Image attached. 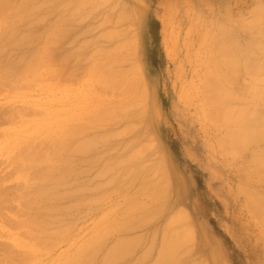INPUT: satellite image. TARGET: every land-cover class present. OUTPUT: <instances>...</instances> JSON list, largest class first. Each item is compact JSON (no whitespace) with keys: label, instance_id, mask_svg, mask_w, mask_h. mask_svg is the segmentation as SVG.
Returning a JSON list of instances; mask_svg holds the SVG:
<instances>
[{"label":"rangeland","instance_id":"1","mask_svg":"<svg viewBox=\"0 0 264 264\" xmlns=\"http://www.w3.org/2000/svg\"><path fill=\"white\" fill-rule=\"evenodd\" d=\"M3 1L0 0V2H3V3H6V1H9L7 4L9 6L4 5L5 6L3 9L4 13H5V10L7 11L6 6L8 7V9L10 8L8 11L11 10L14 13H16L18 11L19 13L16 14V16L14 17L15 19H13V18L9 19L10 18L9 16H5V15H9V13H6V14H4L3 12L0 13V19H2L1 21H3L2 23L0 22V24H1L0 25V43H1L0 44V65H1V67H5V69L0 67L2 69V70L0 69V72H1V75L4 76L6 74V72L9 71L6 74V75L9 74V75L5 76V78L9 77L10 75H12L11 77H13V81L12 80L10 81L11 77H9V79H7V80H9L10 82L7 81V83H6V79H5V83H4V82H1V81H3V80H1V79H3V77L0 76L1 77L0 78V80H1L0 85H2V86H0V114L4 115L3 116L4 118L7 116V119L5 118L6 121L3 118L4 122H2V120L0 122V192H1L0 198L4 197V199H0V201L5 200L8 202L7 203L5 201H2L4 204L2 202H0V211H1V213H0V216H1L0 217V258L5 259V256H7L5 260L7 262H9V260H10L12 262L11 264H53V262H54V264H59V262L61 264H64V263L71 264L70 262H72V263L74 262L73 256H75V262H76L78 259L80 260L83 258L82 254L87 253V252H93L94 254L92 253V255H94V256L92 258H90L91 260H89L87 263L88 264H102V262L104 263L103 257H105V255H104L105 252H108L110 250L112 252H114L113 250H115V252H116V250H117V253H115V252L113 253V255L115 254L116 257L114 258L115 260L113 259V262H111V264H156L155 261L157 260L158 256L160 258L162 257L161 259L163 260V262H167V264L168 263L169 264H172V263H174V264H264V235H263L260 227H259V229L257 228L258 227L257 222L254 220L255 218L251 215L250 210L247 209L246 201H245L244 197H242L243 194L241 196V193L239 192L238 187H237V185H241L243 183L246 185L250 184L248 186L250 188H252L253 192H255L256 194H258V192L260 194V192H261V194L263 193L262 196H264V192L262 191L263 187H264V184H263L264 178L261 180L257 179L258 180L257 181L256 178L258 176H256V172L254 175V171H256L255 170L256 166L252 165V163L246 164L248 159L250 158V156L253 158L256 154L258 155L261 152L262 153L264 152V150L261 151V149H263V147H264V142L260 141L262 144L259 142V145L256 142L253 143V145L249 144L246 147H244L243 149H240L237 153H234V154L229 153L230 156H227L226 154L224 155L223 153L221 154L220 153V152H222L221 149H219V147H216V146H217L218 135H220V136H221V134L223 135V132H224L223 128L224 127L221 125V123L219 121L218 122L220 124H218V122L216 123L217 120H214L215 123L212 122L213 119L210 116L211 110L210 111L208 110V109H210V105H207L208 102L206 103V101H207L206 97L209 96V94L206 93L207 94V95L205 94L206 97L203 96L204 95L203 93L206 90L205 89L202 90L203 87H201V86L205 85V82L202 83L203 82L202 76L204 73H206L205 71L207 70V64L206 63H207L208 59L210 58L209 48L211 47V41H206L203 43L202 37L204 35H208V34L210 35L214 31H217L218 28H217V30H215L216 28L214 27L216 25L215 23L219 22V20L221 21V19H222V21L223 20L224 21L219 22V24L224 25V27L226 26L225 28H228L229 30H231L228 32L229 33L231 32L232 34H234L233 37L235 36L234 38L237 41L235 39L234 40L237 43V45H240V46H242V48L244 50H247V47H249L253 43L251 41L252 38H251V36H249V34L241 31L239 25H241V23L246 24V25L252 24V22L256 21V15H258V14L264 15V0H109L108 1L109 3L107 1L105 2V4H104L105 6H101V8L97 7V9L99 8L100 11L97 10L95 6H94V9H93V7L91 8V6H93V5L90 4V8H91L90 10H87V9H89L88 8L89 6L86 5L87 7L84 6V7L79 9V10H83L81 12L78 9H76L77 11L76 10L73 11L74 8L72 9V11H69L73 7V6L71 7V5H75V6L77 5L75 3H77L78 0H74V1L73 0H34V2H33V0H29V1L28 0H23V1L22 0H20V1L3 0ZM64 1L66 2V6L68 3L69 7L65 6ZM67 1H69V2H67ZM28 2H29V4H28ZM21 3H23V5L26 4L27 6L26 5H24V6H26L27 8L31 6L30 8H32V9H30V8L27 9L24 6H20ZM61 3L64 4L65 7L61 6ZM70 3H71V5H70ZM1 6L2 7H0V10L2 11L1 8H3V5L1 4ZM37 9H38V12L40 14H38V12L36 11ZM67 9H69V10L67 11ZM27 10H29V11H27ZM11 11H10V15H13V14H11V13H13ZM43 11H45V12H43ZM101 11L103 12V14ZM20 12H23V13H20ZM69 12L70 13L72 12L71 15H73V16H71L69 14ZM73 12H75V14H73ZM77 12H79L78 13L79 15L77 14ZM82 12H84L85 15H82V14H84ZM26 13H29V14H26ZM30 13H32V14H30ZM80 13H81L82 17L80 16ZM87 13H88V15H86ZM122 13L124 14V17H123ZM20 14H21V16H20ZM120 14H122L121 15L122 18H120L121 17ZM3 15H4V17H2ZM39 15L44 16V17L41 16L40 20H42V21L39 20V17H40ZM36 16H38V18ZM83 16H85V17H83ZM102 16H103V19L106 17L107 19H109L111 21V22H109L110 25H108L109 23L106 24V23L102 22L103 19L102 20L100 19V17L102 18ZM116 16H118V17H116ZM127 16H129V17H127ZM115 17L119 20L120 19H122V20L119 22L118 20H116ZM237 17H238V19H237ZM3 18H4V20H3ZM42 18H44V19H42ZM216 18L218 20H216ZM16 19L18 21H16ZM99 19L101 20L100 24L98 23ZM113 19H114V21L116 20L119 22V23L116 22L115 26L112 24L114 22ZM6 20L8 23H6ZM209 21H210V23H209ZM237 21H238V23H237ZM121 22H123V23H121ZM205 23H206V25H205ZM97 24H98V26H97ZM211 24H212V27L210 26ZM100 25H102V26H100ZM112 25H113V27H111ZM262 25H264V23L260 22L259 26H262ZM54 27H55V29H54ZM58 27H61V29H62V33L59 32L60 34H58V32L56 31V29L58 30ZM107 27H109V28L107 29ZM213 27L215 29H213L214 31L212 32ZM218 27L221 28V26H218ZM111 28L114 30H112ZM47 29H50V30L48 31ZM109 29L119 33L120 38H117V39L114 38V39L108 40L106 37L110 33ZM119 29H121V30H119ZM198 29H199V31H198ZM100 30H102V31H100ZM53 31H56L57 34L55 35ZM58 31H60V30H58ZM50 32L52 34V38H51ZM100 32H103V33H100ZM104 32H107V33H104ZM129 32H130V34H129ZM47 34L50 38L46 37ZM99 34L101 36H99ZM53 35H55L57 39L54 38L55 36H53ZM129 36H130V38H128ZM15 37L16 38L21 37L20 41H18L19 39L18 40L15 39ZM22 37H24V38H22ZM101 37H103V39L104 40L106 39V40L103 41V39ZM22 39H24V40H22ZM49 39L50 40L53 39L54 41L53 40L50 41ZM118 39H120V40H118ZM130 39L131 40L134 39V40H132V42H130L131 41ZM37 41L38 42L41 41V42H39L37 44L36 43ZM47 41H49L50 43H48ZM109 41H111V42H109ZM118 41L122 42V44L121 43L119 44ZM27 42H28V44H26ZM250 42H252V43H250ZM43 43H44V45H42ZM30 44H32V45L29 46ZM48 44H50V45L52 44V45L49 46ZM97 44H98V46H97ZM37 45H39V46L36 47ZM45 45L49 46V47H46ZM99 45H100V47H99ZM43 46H45V47L43 48ZM112 46H113V49H112ZM116 46L117 47L119 46L118 49L116 48ZM121 46L122 47L124 46V48L120 52ZM132 46H134V47L132 48ZM35 47L37 48L36 50H35ZM96 48L97 49L101 48L100 52L99 51L95 52ZM127 48H129V49H127ZM198 48H200V51L202 49L203 52L202 51L198 52ZM109 49H110V51H108V53H107V50H109ZM133 49H134V51H133ZM37 50L39 51V53ZM41 50L44 52H45V50H47L49 53L47 51H46V53L50 54V57H49L48 54H45L44 52L42 53L44 56V59H46V62H45V60H43L45 62V63H43V65L50 62V64L45 65V67L49 68L51 70V72L47 71L49 69H46L45 67L43 68V65H42L41 69H46V70H41V71L37 70V72L34 71L35 74L33 73L34 75L30 76L29 74H32V72H31L32 70L29 73H27L26 71H29V70L25 71V67L27 65H25L24 62H26V64H27V62L31 61V59L33 58V55L35 56V54L41 55L40 54L42 52ZM103 50H104V54H103ZM115 50H119V51L115 52L118 55V56L117 55L116 56L118 58L120 57V59H118L116 57L118 60H122V59L124 60L125 56L127 59V57L129 56V53H130V57L127 60L125 59L127 61V64H126V61H125V63H124V61H122L123 64H122V62H120L121 64L119 63L118 66L116 65V69H118L119 66H121L123 69L120 67L121 69L116 70V69H114L115 66H113V69L110 68L114 72L118 71V74H120V75H116V73L115 74L109 73L111 71V70H109V66H107L108 68L106 66L105 67L100 66L103 62L108 61L110 59L111 60L113 59V56H115V54H114V52L112 53V51H115ZM126 50H127V52H126ZM250 50L253 51L254 49L250 48ZM122 51H123V53H122ZM124 51H125V53H124ZM131 51H132V53H131ZM50 52H52L53 54L51 55ZM101 52H102V55H100ZM195 52H197V53H195ZM198 53H201V54H198ZM74 54H77V56ZM89 54H91L90 56L93 55L92 58L90 57L92 61L91 60L88 61V59H87ZM105 54H106V57H105ZM20 55L22 58H20ZM78 55H79V58L77 59ZM96 55H97V58L95 57ZM17 56L21 60H19V58ZM24 56H26V57H24ZM45 56H47V57L45 58ZM61 56L62 57L64 56L63 59ZM59 57L62 61L61 60L59 61ZM24 58H25V60H24ZM51 58L53 59V61L56 62V64H54V63H53V65L51 64V62H53V61H51L52 60ZM74 58H76L77 60L75 59L76 60L75 61ZM93 58H94V60H93ZM262 58H264V57H262ZM17 59L19 61H21L20 62L21 65H20V63H17L18 61L17 62L15 61ZM28 59H30V60H28ZM47 59H49V60L51 59V60L49 61ZM97 59L100 61L102 60V61L100 62ZM56 60H58V61H56ZM103 60H105V61H103ZM11 61H13V62H11ZM96 61L99 63H97ZM57 62H59V63H57ZM8 63L9 64L12 63L13 65L12 64L9 65ZM96 64H98L100 66V68ZM14 65H16V66H14ZM49 66H51V67H49ZM62 66L64 67V71H62L63 73L60 72L58 75L57 73L60 71L61 68H63ZM71 67H72V69L70 70ZM76 67H78V68H76ZM133 67H137V69H134ZM21 68L24 70H22ZM102 68L105 71H103ZM106 68H107V70H106ZM128 68H130V69L128 70ZM220 68H222V67H220ZM20 69H21V73L23 75H21V73L18 72ZM67 69L69 70V72ZM74 69H76V70H74ZM125 69L127 71L126 74L127 75L129 74L132 78L129 77V75L127 76L125 74V72H126ZM222 69H221V71H224V69L223 70ZM15 70L19 73V74L17 73V75L18 76L21 75L22 77L21 76L20 77L15 76V80H14V75L16 74ZM55 70H56V72H55ZM79 70H80V72H79ZM83 70H84V72H83ZM123 70L125 71L124 72L125 84H127V85H125L126 90H125V88L124 89L122 88L121 90H117L113 86L107 87V90H106V88L104 87L105 86V84H104L105 80H106V83H111V82H113V79L115 78V80L113 82V85H114V83L116 81V77H118V76L123 77V76H121V75H124L122 73ZM131 70H132V72L134 70H137V71L140 70L142 76L137 71L134 72V73H136V75H135L134 73L130 72ZM2 71L5 74H3ZM12 71L15 72L14 75H13L14 72H12ZM39 71L42 72L41 76L43 74V76H42L43 78H39V74H40ZM106 71H108V72L106 73ZM47 72L49 74H47ZM67 72H68L70 77L68 76L67 78H65V75L67 76ZM72 72H73V75L75 74L74 76L72 75ZM36 73H39V74H36ZM50 73L52 76L50 75ZM80 73H82V74L80 75ZM94 73H95V75H94ZM108 73L111 74V76ZM62 74H65L64 77L62 76ZM70 74L72 75V77L74 79L71 77ZM77 74H79V75H77ZM87 74H89V75H87ZM91 74H93V75H91ZM138 74H139V76H137ZM201 74H202V76H201ZM241 74L242 73L236 74V76L240 77L238 79L235 75L230 76L229 80H228L230 82L228 84H231L229 86H232V87H229L227 85L230 89H234V91H236V92L239 91L238 93H241V92L243 93L245 88L248 87L249 83L251 82V79L249 77L245 78L244 76H242L243 74L242 75ZM28 75L30 76L31 80H28V78H29ZM84 75L85 76L87 75V76L84 77ZM113 75H115V76H113ZM134 75L137 76V78ZM101 76L105 77V80ZM108 76H109V78H106ZM112 76H113V78H111ZM126 76L128 77V79L126 78ZM23 77L26 78L27 80L23 79ZM32 77L36 78L37 80L36 79L32 80ZM53 77H56V78H53ZM99 77H101L100 78V83L102 82L101 84H98L99 83ZM138 77H140V79L143 77V80L138 79ZM218 77L221 78L220 75ZM45 78H47V79H45ZM68 78H69V80H68ZM87 78H89L90 80ZM119 78H117V79H119ZM219 78L218 79L216 78V79L221 80ZM58 79H59L60 83L58 82ZM91 79H92V81H91ZM20 80L21 81L23 80V81L20 82ZM54 80L57 81L59 83V85ZM66 80H67V82H66ZM85 80H88V81L85 82ZM122 80L124 81V79H122ZM126 80H128V81L130 80L131 82L129 81L130 82L129 83ZM17 81H19V83ZM32 81H33V85L35 84L34 86L32 85ZM64 81H65V83H64ZM95 81H96V83H93ZM200 81H202V82H200ZM25 82L28 84H23ZM74 82L76 84H74ZM88 82H90V83H88ZM3 83L6 85H4ZM8 83L11 85H9ZM70 83H73V84H70ZM116 83H117V81H116ZM14 84H16L15 85L16 87L21 85L18 87L19 90L14 86ZM79 84H80V86H79ZM94 84H96V85H94ZM102 84H104V85H102ZM202 84H204V85H202ZM65 85L68 86V89ZM77 85H78V87H77ZM100 85L102 87H100ZM25 86H26V88H25ZM28 86H29V88H31V90L28 89L30 91L27 90ZM36 86H38V88ZM42 86L45 89H43ZM55 86H57V87H55ZM58 86H59V88H58ZM34 87H36V88H34ZM74 87H75V89L76 88L77 89L75 90ZM83 87H85V88L83 89ZM88 87H92V88H88ZM205 87L207 88V84L205 85ZM235 87H237V88H235ZM262 87L264 88V86H262ZM70 88H72L73 90ZM93 88L95 89V91L92 90ZM129 88H130V90L133 88L131 90V92H130ZM190 88H191V90H187ZM195 88L198 91H196ZM199 88H201V90ZM90 89H91V91H90ZM103 89H104V91H103ZM16 90H18V91H16ZM38 90L39 91L41 90V91L39 92ZM42 90H44L43 91L44 93H41ZM67 90L69 93L67 92ZM69 90L70 91L72 90V91L70 92ZM122 90L124 92H121ZM136 90L139 92L140 96L138 95ZM22 91H24V92H22ZM78 91H79V93H78ZM82 91H83V93H82ZM92 91H93V93H92ZM112 91H114L116 95L112 94ZM75 92L77 93V95ZM87 92H90V93L88 94ZM106 92H107V95H106ZM108 92H111L112 95H110V93H109V95H110L109 96ZM71 93H72V95H73V93H75V97L77 96L75 98L76 100L72 99L73 96L71 95ZM131 93L133 96L131 95ZM135 93H137V94H135ZM192 93H193V95H192ZM197 93H199V94H197ZM34 94H36V95H34ZM69 94L71 95L72 100L66 99V97L70 98ZM81 94L83 95L82 98L85 97V95L87 94L85 97L86 100H89V101L91 100V101L90 102L85 101L86 102L84 104L85 106L81 104L82 106L81 105L80 106H81V108H83V110H80V111L82 112V111L88 110L90 112L86 113L87 112L86 111L85 114H84V112H83V114L82 113L77 114V115H79L78 116L79 118H78L75 114H76V112L79 111V109H81L80 106L79 107H78V105L76 106L75 105L76 103H75L74 105H75V107H77L75 110L74 106H71L68 104V100H69V103L71 100L72 105H73V102H76V101H77V103H80V102L83 103L85 98L84 99H82L81 97H80L81 99L78 98V96H80ZM121 95H122V97H121ZM135 95H138V96L136 97ZM141 95H142V98H141ZM185 95H187V96L190 95L192 98L190 96H188L187 99H189V100L186 101ZM88 96H89V98H87ZM99 96H100V98H99ZM126 97H128L130 99H128ZM131 97H132V101H134L133 98L134 99L137 98V100L141 99L139 102L144 101V100L146 102L139 103L137 101L141 105H139L138 107L135 108L134 105H136V104L138 105V103L131 102ZM182 97H184V98H182ZM210 97L211 96L208 97V100H211ZM13 98H14V100H13ZM62 98H63V101L61 100ZM98 98H99V100H98ZM204 98H205V100H204ZM51 99H55V100H51ZM77 99L81 100V101H78ZM92 99H95V100L99 101L100 103L95 101V100H92ZM121 99H124V101ZM142 99H144V100H142ZM48 100L50 103L48 102ZM65 100L67 103L65 102ZM126 100H130L131 105H132V103H135V104H133V106H131V107L127 104V106H129L128 110L129 109H131V110L128 111L126 109L127 110V112H126L123 109L125 113H123V110L120 112L119 108H117L115 106H117L118 103H120L118 105V107L121 105H124L123 102H126ZM202 100H203V102H202ZM23 101H25V102L22 103ZM38 101L39 102L41 101L40 102L41 104ZM107 101H109V102H107ZM135 101H136V99H135ZM57 102H58V104H57ZM95 102L97 105L96 108H95ZM127 102H129V101H127ZM236 102L237 101L232 102L233 104H231V105L232 106L238 105L237 107H240L241 104H239V102H237V104H236ZM34 103H36V104H34ZM87 103L89 105H86ZM93 103H94V105H93ZM113 103L117 104V105H114ZM247 103H246V105H247ZM64 104H66V105H64ZM67 104L69 107L64 108V106L67 107ZM100 104L103 106H100ZM106 104L110 105L109 108L112 107V109H113L115 107L116 109L115 110L110 109V111H107V109L109 110V108ZM28 105H29V107H32L31 109L34 111H32L30 109H26V108H28ZM47 105L49 106V108ZM111 105H113L114 107ZM203 105H204V109H203ZM246 105H243V106L246 107ZM44 106H45V109H44ZM57 106H59V107H57ZM70 106L73 107L74 110L71 109ZM87 106H90V108H92V107H94V108L89 110V108ZM104 106H105V108H103V109L107 108L105 111L102 109V107H104ZM15 107H17V109ZM84 107H86V108H84ZM132 107H134L133 110H132ZM141 107H142L143 111H142ZM205 107H208V108L205 109ZM12 108H15L13 111V114L16 113L15 110H17V112L18 111L22 112V110L25 108L24 112H27V111L29 112V113L27 112V115H26L27 117L24 116L27 120L24 122L25 119L24 120L22 119V117H23L22 114H25L23 112L22 113L20 112L21 114L18 112V113H16L17 115H13L11 112ZM56 108L58 109V111L56 110ZM69 108L71 110L70 113H72V111H76V112L75 113L73 112L74 114L73 113L70 114L69 112L67 113V111H69ZM97 108L99 109V111L96 110ZM50 110L52 112L53 111L54 112L52 113ZM111 110L113 112H111ZM137 110H139V112ZM2 111L5 113L3 114ZM37 111H39L40 114ZM43 111L46 113H44ZM100 111H103L102 114H100L101 116H99ZM106 111H107V114H106ZM108 112L110 114V117H108L109 116ZM114 112H115V114H114ZM142 112H143V114H142ZM6 113H7V115H6ZM9 113H10V115H9ZM136 113H137V115H135ZM36 114H38V115H36ZM47 114H48L49 118H52L54 115H56L57 118L59 115H62V116H64V118H66L65 120H67V118H69L70 120L68 119V121H65L66 123L64 125H67V126H65V128L67 127L66 130L71 128L69 130L71 133H69L68 135L65 134L66 130H63V128H64L63 127L62 133H64V136L59 137L60 135H62L61 128H60V126L62 127V125L57 120H60L61 122H62V120L56 119L54 116L55 123L57 121V123H59V124H57V125H59V127L58 126L57 127L60 128V129L57 128L56 131L59 130L61 134L57 135L58 139L53 138L56 136L55 133L58 134L59 131L57 133L53 128L51 129V127H54L56 125H52V124H54V122H53L54 120H52L53 118L50 119L51 121L49 120L50 122L47 119H45V118H48ZM51 114H53V116ZM93 114H95L94 117H93ZM96 114L99 117H97ZM103 114H105V116H102ZM138 114H139V117H135V116H138ZM42 115H44V116H42ZM65 115L66 116H69V115L72 116L73 115L74 119L70 116L66 117ZM14 116H16V118ZM17 116L22 121L19 118H17ZM50 116H52V117H50ZM75 116L77 118H75ZM113 116H115V117H113ZM125 116L126 117L128 116L127 119ZM131 116H133L134 119ZM8 117L12 121L10 119H8ZM61 117L59 116V118H61ZM101 117H103V118H101ZM104 117L105 118L107 117L105 120L107 121L109 119L108 120L109 122L108 121L105 122V120H103ZM111 117L115 118V120H117V121L115 122L114 119H111ZM117 117H118V119H116ZM41 118L45 119L46 125L48 124V122L51 123L52 126H49V127L51 130H53L55 132L53 134L52 131L50 130L51 137H48L47 138L48 140L45 138V140H47L48 144H49V146L47 145V148H49L50 145L52 146V143H54L53 147H50V149H46V147H43V146H46V144H47V141L45 144V140L43 138L45 136L43 135V137L40 138V136H42L43 133L40 134L39 130L45 131V129L47 128L45 125L46 128L41 129L42 124L44 126V123H45V122H43L40 124V122L43 121V119H41ZM119 119H121V120H119ZM128 119H130L129 122H128ZM99 120H103L104 122L99 121ZM137 120H138V122L140 120L141 121L138 123ZM32 121H34V122H32ZM37 121L40 124L39 125L40 129L36 128V127H38ZM70 122H73V124L76 125L75 126L76 128L81 126L80 129L83 131L77 130L76 128L74 130V126ZM91 122H93V123H91ZM97 122H99V123H97ZM101 122H102V124H101ZM111 122H113V123H111ZM126 122H127V124H126ZM132 122H133V124L135 122L136 125L135 124L133 125ZM31 123H33V124H31ZM63 123H64V120H63L62 124ZM110 123L111 124H114V123L119 124L120 123V124L119 125L117 124V125H115V127H113L114 125H111ZM129 123H131L133 126H135L136 130H134L135 128H133V126ZM140 123H142V124H140ZM137 124H140L141 127H139V125H137ZM48 125H50V124H48ZM106 125H108V126H106ZM26 126H29V127L32 126L33 128H35L34 130L38 129L39 134L36 133V134H38L37 137L35 136V132L32 133V138H30L31 136L30 137L27 136L26 134L30 133L31 130H29V129L31 127L29 128ZM68 126H69V128H68ZM124 126H127V127H124ZM129 127L133 128V130L131 131L130 134L127 132V130L128 131L131 130ZM25 128H26V131L24 130ZM48 128L46 129V131L49 130ZM122 128H125L124 135L120 132V131H122V132L124 131V130H121ZM118 129L120 130V131H118L119 135L122 134L120 136H118V133L115 132ZM71 130L74 132H72ZM217 130H219V131H217ZM77 131H79V132L81 131V133H79ZM45 132H44V134H45ZM48 133L46 132L47 136L49 135ZM75 133H76V135H75ZM110 133L112 135L116 133V136L113 135V137H112V135ZM24 134L27 137H25L23 140L21 137L24 136ZM106 134H108V135H106ZM52 135H54V136L52 137ZM34 136H35V138H37L36 140H32ZM71 136L78 137L76 140L77 142L75 141L76 137L71 138ZM79 136L82 137L83 139H81ZM109 136H111V138ZM117 136H118V138H115ZM216 136H217V138H216ZM9 137L13 138L11 140L12 142L9 140L10 139ZM15 137H18V138H15ZM107 137H109V139H111V141ZM7 138H8V141H10L9 144L7 143L8 141H6ZM26 138L27 139L29 138L28 141ZM90 138L93 139L94 142ZM132 138H134V139H132ZM41 139L44 140V142L41 141ZM53 139H54V141H53ZM61 139H62V141H61ZM70 139L73 141H71ZM99 139H102V140L105 139V140H107L108 143H106L105 140H103V142L99 141ZM137 139L139 140L138 142H137ZM16 140H18V142H16ZM29 140H31V142ZM64 140L68 141V142L66 143V142H64ZM19 141L21 143L22 142L24 143V141L25 142L27 141L26 146L28 144L30 146L28 145L29 147H26L23 143L21 145V143L19 144ZM32 141H33V144L31 145ZM37 141L38 142L40 141L38 145H37V143H38ZM206 141H208V142H206ZM59 142L61 143V145L58 144ZM96 142H98V143H96ZM101 142L104 144H102ZM5 143H7V144L2 146V144H5ZM87 143L92 144V146H90L88 144V151L86 150ZM132 143H133V145H132ZM141 143H146V144L151 143V144L149 145V147H146V145L143 144V146H145V147H143ZM215 143H216V145H215ZM62 144L64 146H62ZM77 144H79V145H77ZM94 144H95V146L96 145L97 146L93 147ZM136 144L137 145L141 144L140 147L142 149H138V150L135 149V151H134L133 147L138 148L136 146ZM66 145L69 147L66 148ZM127 145L129 147V149H128ZM211 145L213 148H211ZM23 146L25 148H27V151H24L26 149ZM38 146H39V148H38ZM55 146H58V147L56 148ZM59 146H60V148H59ZM70 146H71V148H70ZM74 146L79 147V148L74 149ZM81 146H83L84 149H80V148H82ZM257 146L260 148L259 149L260 152H259ZM72 147H73V150L78 149L80 152H78V150H76V152H74L72 150ZM91 147H93V148H91ZM2 148H4V149H2ZM20 148H21L20 152H25V153L29 154V151H30L31 155L29 154V156H31L32 158H33V155L37 156L39 153L40 156L38 155L39 156L38 158H40V159H38L35 156L38 160H35L34 159L35 157H34L33 160L29 159L28 161L21 162L23 159V156L25 157V155H27V154L21 155L20 152H18L20 150ZM29 148H30V150H29ZM34 148H37L38 151L46 149L47 150V152L45 151L46 153H48L50 155H54V156L50 157V159H49L50 155H46V153H44L42 151L43 155L45 154L46 156H48L47 157L48 159H46V160H49L50 163L46 160H43L44 162L46 161V163L41 161V156L43 158H46V157L43 156L41 152L35 153V151L33 150ZM68 148L71 149V152H68V151H70ZM143 148L144 149L148 148V150L145 149L146 150L145 151ZM252 148H254L255 150L257 149L256 152L253 149V151H254L253 154H251ZM37 149H36V151H37ZM249 149L251 151H249ZM31 150H33L34 153H33V151L31 152ZM48 150L50 152H48ZM60 150H62V151H60ZM9 151H12V153L15 151V154H16V152H18V154L21 155V156L18 155L20 157V161H16V159L19 157L16 155V157H17L16 158L14 153H13L14 158H16V159H14L12 153H9ZM128 151L129 152L131 151L130 153L133 155L136 154V155H142V156H140L138 159L137 157L130 156L131 154ZM6 152H8V154ZM54 152L56 153V156H55ZM72 152H74V153L72 154ZM84 152H86V154ZM87 152H89V153H87ZM32 153H33V155H32ZM83 153H84V155H83ZM239 154H241V155H239ZM151 155H153V157H155V158H152ZM29 156H27V157L31 158ZM129 156L131 157V159L132 158L135 159V163H134V161H133L134 159H133L132 161H129L128 163L126 162L124 165H123V163L121 165H117V164H119L118 163L119 158L123 157L122 161H124L125 158L130 159ZM10 158L11 159L13 158L15 163ZM58 159H60V160H58ZM34 160L38 162L37 165H35L36 163ZM30 161L31 162L34 161V163L29 164ZM51 161H53V163ZM147 161L148 162L150 161V162L148 163ZM17 162H19V164ZM130 162L133 164H131ZM140 163H143V164L147 163V164L143 165ZM153 163H155V164H153ZM127 164L128 165L131 164V165L128 166ZM18 165H20L22 168L19 167ZM137 165H139V166H137ZM155 165H157V166L155 167ZM28 167H31V168H28ZM45 167L48 169L46 170ZM111 167H113V168H111ZM134 167L136 169L138 167H140V168H138L137 170L135 169L136 170L135 171ZM162 167H164L163 168L164 172L160 171V170H162ZM20 168H21V170H20ZM110 168L113 172L110 170ZM159 168H160V170H159ZM18 169H19V171H18ZM31 169H32V171L33 170L34 171L32 172ZM51 170H53V171H51ZM64 170H66V172L70 171V172H68V175L65 173ZM98 170H100L101 173L105 171L104 172L105 174L99 173L100 171H98ZM249 170H251V171H249ZM15 171H16V173H15ZM30 171H31V173H30ZM46 171H47V173H46ZM132 171L133 172L135 171V173H133ZM137 171H139L140 173ZM96 172H98V176H97ZM129 172H131L133 174H130ZM165 172H167V174H165ZM247 172L250 174H248ZM39 173L41 175L43 174L44 176H41ZM61 173H63L64 176ZM143 173H144V175H143ZM157 173L160 175L159 179H158L159 176ZM162 173H164L163 174L164 176L162 175ZM262 173L263 172L261 171L260 175H262ZM28 174H29V176H28ZM37 174H39V175H37ZM135 174H137V175L135 176ZM236 174L238 175V177H236ZM26 175L29 178V180L26 177ZM46 175L48 178L45 177ZM145 175L147 176L148 179L146 178ZM154 175H155V177H154ZM51 176L52 177L54 176V177L50 178ZM61 176L64 180H62ZM151 176H152V179L155 180L156 184H158L159 182H160V184H162V182H164V180H166L167 182H169V184L167 182H165V183H167V187H168V185H170V187H168V189H167V191L169 190V192L167 194V192L166 193L164 192V191H166L167 187L163 183L162 184L163 187L165 186V188H164L165 190L164 191L162 190L164 192V195H162V196L159 195L160 197L158 196V200L156 199L154 201L151 199L148 201L150 196H148V199H147V195H146V193L147 194L149 193L147 191V188L150 187L152 189H154V188L156 189L159 186V184H158V186H154L153 180L150 179L152 182L149 180V178H151ZM20 177H22V179ZM94 177L95 178L98 177L99 179L98 178L95 179ZM101 177H103V178H101ZM144 177H145V179H144ZM153 177L158 179L157 181H159V180H163V181H159L157 183L156 179H154ZM23 178L26 179L25 180L26 182H24ZM43 178H45V179H43ZM57 178L60 180V182ZM243 178H244V180H243ZM38 179H39V181H38ZM239 180H241V181H239ZM61 181H63V182H61ZM25 183H27V184H25ZM28 183H30V184H28ZM39 183H41V184H39ZM261 184H263V185H261ZM30 185L31 186L33 185V186L31 187ZM94 185L95 186L97 185L96 186L97 188ZM147 185L149 187H147ZM35 186H37V188ZM25 187H27V188L25 189ZM98 187H100V188H98ZM32 189L35 192H31ZM46 189H47V191L44 192V190H46ZM92 189L95 192L90 191ZM155 189H154L155 192L158 191ZM27 191L31 192L33 194L31 195L30 193L29 194L25 193ZM39 191L42 192V194ZM154 191H152L151 193L153 194ZM3 192H5V193L2 194ZM21 193H23V194H21ZM35 193L36 194L38 193V195H36ZM94 193L96 194L97 197H95ZM151 193H149V194L151 195ZM239 193H240V195H239ZM39 194H41V196ZM47 194H48V196H47ZM100 194H102V195L100 196ZM159 194H161V193H159ZM24 195H26V197H24ZM88 196H89V198L92 197L91 198L92 200L88 199ZM144 196H146V199ZM94 197L96 198V200L99 199V201H95ZM5 198L6 199L10 198L9 199L10 201L8 199L6 200ZM159 198H161L160 201H162V202L159 201ZM48 199H51L52 201L48 200ZM47 201L49 203H47ZM79 201L84 202V203L80 204ZM91 201L94 203H92ZM241 201H242V203H241ZM105 202H107V203H105ZM25 203L29 205V207L26 206V209L29 210L30 212L26 211V209L24 208L26 205ZM32 203H34V204H32ZM23 204H25V205H23ZM52 204L55 206H53ZM240 204H241V206H240ZM72 205H74V206H72ZM105 205H107V206H105ZM5 206H6V208H4ZM36 206L37 207L39 206L37 209H39L40 211L38 210V212H35V211H37ZM52 206H53L54 210H52ZM132 206L139 207V211H129L128 209H131ZM45 207L47 209L48 208H50V209H48V210L44 209ZM166 207H167V209H166ZM244 207H245V209H244ZM34 208H35V210H34ZM126 208H127V210H126ZM145 208H147L148 210L153 209L154 211H156V209H157L158 212L157 211H156L157 213L154 212L153 216L154 215H156V216H154V217L151 216L152 218L150 217V215L144 216V214H146V213H144L142 209H145ZM159 208H161L162 211L159 210ZM32 209H33V211H32ZM93 210L95 212H93ZM181 210H183V217H181V218L185 219V220H182L181 218H179L180 219V222H179V220L177 219L178 224L172 220V224L174 222L176 225L173 224L174 226H169V225H172V224H170V219L174 218L173 214L175 213L174 215H176V217L174 220L177 221L176 220L177 212L180 216V213L182 214ZM42 211H43V213H42ZM20 212L21 213L23 212L22 213L23 215ZM33 212H35L36 214ZM106 212H108V213H106ZM18 213L20 215H18ZM24 213H27V214H24ZM34 214L35 215L40 214V215H37V218H36V216ZM49 214H50V216L52 215V218L49 216ZM46 215L49 217L47 218ZM108 215L112 216V218H111V216L108 217V220L109 221L111 220L110 222L107 220V217H106ZM28 216L30 219L31 218H33V219L29 220V218H27ZM98 217H99V219H98ZM104 217H106V219ZM26 219L28 220V222H31V224L33 222L32 226H30L31 225L30 223L25 221ZM35 219H36V221H35ZM22 220H24V221L21 222ZM32 220H34V221H32ZM40 220H41V222H40ZM83 220H85V221H83ZM106 220L108 222H105ZM47 221L50 222V224ZM89 221H90V223H89ZM98 221H102V222H98ZM112 221H114V222H112ZM34 222H35V224H34ZM45 222H47V224ZM97 222L100 224H98ZM119 222L122 224H120ZM13 223H15V224H13ZM37 223H39V224L37 225ZM96 223L98 224L97 227L99 225L104 226L103 228L101 227L103 230L102 229L100 230L99 227L97 228L98 231L100 230L102 232L101 233L99 231L100 234L97 232V230H95V231L93 230L96 227V225H95ZM64 224L65 225L68 224L67 228ZM50 225H51V227H48ZM70 225H72L70 227L71 230L67 231L66 229H68L69 228L68 226H70ZM33 226H34V228H35V226L37 228L34 229V228H32ZM112 226H113V229L110 228ZM167 226H169V227H167ZM27 227H28V229H27ZM59 227H62V228H59ZM189 227H190V229H189ZM254 227H256V228H254ZM38 228H41V229H38ZM51 228H53L54 231H52ZM185 229L189 230V233L192 232V235L194 234L193 239L190 240V242L193 241L192 243L188 244L185 242L186 244L183 245L184 247H182L180 245V247L177 248L176 255L175 254H174V256L168 255V257H170L169 259H167L168 258L167 256L164 257L163 255H161L162 253L159 254L161 252V245H162L161 243H162L163 239L169 233H171L169 231L174 230L175 231L174 233H176V231L178 233V231L180 230L181 232H179V233H183V230H184V233H186ZM257 229H258V231H257ZM37 230H41V233ZM105 230H107V231H105ZM190 230H192V231L190 232ZM25 232H27L28 235L31 233V235H29L30 236L29 238H28L27 233H25ZM65 232H66V234H64ZM79 232H80V234H79ZM85 232H87V233H85ZM54 233H55V235H54ZM61 234L63 237L61 236ZM95 234H98V236ZM26 235H27V237H26ZM46 235H48V236H46ZM90 235L93 237L92 239H91ZM94 235H95V237H94ZM34 237L36 239H34ZM38 238H40L41 240ZM42 238H43V240H42ZM47 239H50V240H48L50 243H46ZM53 239H55V240H53ZM34 240L36 241L35 243H33ZM44 240H46V241H44ZM57 240H59V241L57 242ZM94 240H96V241H94ZM117 240L118 241L121 240L122 242L120 241V243H119V242H117ZM127 242H128V244H126ZM122 243H124V244H122ZM130 244L132 247L130 246ZM35 245L37 247H34ZM48 245H50V247H48ZM86 245H87V247H85ZM82 246H84V247H82ZM111 246H113V247H111ZM81 247H82L81 252H83V251L84 252L81 253L80 258H78V257H76L74 252L78 253L80 250H77V249H79ZM123 247H125V248H123ZM86 248H88V249L86 250ZM127 248H129V249H127ZM24 249H26V250H24ZM64 250L66 251V255L69 254L68 256L65 255ZM22 251H23V253H21ZM62 251H63V253H62ZM118 251H119V253H118ZM25 252H26V254L31 255V256L26 255ZM12 253H14V254H12ZM37 253L40 254L42 257L40 255H38ZM121 253H123V255ZM59 254H63V255H60V257L58 258ZM71 254H73V255H71ZM117 254L119 255V257H117ZM8 255L11 256L10 259L8 258V257H10ZM22 255L24 256V258H22L23 257ZM33 255L35 257L38 256L39 258L38 257L35 258ZM85 255L86 254H84V256ZM61 256L62 257L65 256V258H66L65 262H64L65 258L63 259ZM31 257L34 259H30ZM55 257L57 259H55ZM163 257L166 259H164ZM27 258H29V259H27ZM1 259H0V264H4V263L6 264V262L2 263V261H4V260H1ZM58 259H60V261ZM37 260H38V262H37ZM164 260H168V261L170 260V262L164 261ZM78 261L76 262L77 264L79 263ZM161 262L162 261L160 260L158 262V264H160ZM7 264H10V262Z\"/></svg>","mask_w":264,"mask_h":264},{"label":"bare ground","instance_id":"2","mask_svg":"<svg viewBox=\"0 0 264 264\" xmlns=\"http://www.w3.org/2000/svg\"><path fill=\"white\" fill-rule=\"evenodd\" d=\"M3 1V0H2ZM17 1H20V0H17ZM23 1V0H22ZM29 1V0H28ZM74 1V0H73ZM108 2L109 0H78L77 1V3H75V4H77L76 6L75 5H71V3H70V5H71V10H69V9H67V11L69 10V11H72V9H73V11L74 10H76V9H80V8H82V7H84V6H86V5H88L89 7V9H87V10H90L92 7H93V9H94V6L96 7V9H97V7H100L101 8V6H105L104 4H105V2ZM4 2V1H3ZM3 2H0L2 5H3V8H1L2 9V11L0 10V13L1 12H3L4 13V5H7L8 4V2L9 1H6V3H3ZM16 2V1H15ZM33 2H34V0H33ZM65 2V1H64ZM67 2H69V1H67ZM71 2V1H70ZM26 3V2H25ZM109 3V2H108ZM1 4H0V7H2L1 6ZM11 4V3H10ZM22 4V5H21ZM20 4V6H24V5H26V4H24L23 5V3H21ZM28 4H29V2H28ZM32 4V3H31ZM65 4V6H66V2L64 3ZM64 4H62L61 3V6H64ZM74 4V3H73ZM90 4L91 5H93V6H91V8H90ZM7 6H9V5H7ZM6 6V8H7V11L10 9H8V7ZM27 6V5H26ZM26 6H24V7H26ZM29 6V5H28ZM64 6V7H65ZM75 6V7H74ZM31 7V6H30ZM30 7H28V8H30ZM36 7V6H35ZM66 7H69V5H68V3H67V6ZM87 7V6H86ZM27 8V7H26ZM27 8V9H28ZM106 8V7H105ZM30 9H32V8H30ZM39 9V8H38ZM38 9L36 10L37 12H38ZM84 9V8H83ZM95 9V10H96ZM22 10V9H21ZM25 10V9H24ZM97 10H99V8L97 9ZM104 10V9H103ZM6 10H5V13L4 14H6V13H9V15H5V16H9L8 18L9 19H11V18H13V19H15L14 17L16 16V14L17 13H19L18 11L16 12V13H14L13 11H11V12H13V13H11V14H13V15H10V11H8L7 12ZM27 11H29V10H27ZM66 11V10H65ZM77 11V10H76ZM80 12L81 11H83V10H79ZM100 11V10H99ZM34 12V11H33ZM41 12V11H40ZM43 12H45V11H43ZM94 12V11H93ZM102 12V11H101ZM20 13H23V12H20ZM72 13V12H71ZM71 13L69 12V14L71 15ZM79 12H77V14H78ZM82 13H84V12H82ZM124 13V12H123ZM122 13V14H123ZM15 14V15H14ZM26 14H29V13H26ZM30 14H32V13H30ZM36 14V13H35ZM38 14H40L39 12H38ZM47 14V13H46ZM49 14V13H48ZM52 14V13H51ZM73 14H75V12H73ZM102 14H103V12H102ZM122 14H120V16L122 15ZM131 14V13H130ZM2 15V14H1ZM37 15V14H36ZM68 15V14H67ZM79 15V14H78ZM82 15H85V13L84 14H82ZM82 15H81V13H80V16L82 17ZM86 15H88V13L86 14ZM90 15V14H89ZM129 15V14H128ZM132 15V14H131ZM130 15V16H131ZM13 16V17H12ZM20 16H21V14H20ZM40 16V15H39ZM41 16H43V15H41ZM41 16L39 17V20L41 19ZM46 16V15H45ZM49 16V15H48ZM71 16H73V15H71ZM70 16V17H71ZM76 16V15H75ZM79 16V17H80ZM93 16V15H92ZM98 16V15H97ZM105 16V15H104ZM119 16V17H120ZM2 17H4V15L2 16ZM19 17V16H18ZM37 18H38V16H36ZM44 17V16H43ZM83 17H85V16H83ZM89 17V16H88ZM96 17V16H95ZM99 17V16H98ZM97 17V18H98ZM116 17H118V16H116ZM115 17V18H116ZM123 17H124V14H123ZM126 17V16H125ZM127 17H129V16H127ZM17 18V17H16ZM87 18V17H86ZM120 18H122V16L120 17ZM224 18V17H223ZM240 18V17H239ZM255 18V17H254ZM18 19V18H17ZM16 19V21H18ZM42 19H44V18H42ZM100 19L102 20L103 19V16H102V18L100 17ZM99 19V24H100V22H101V20ZM124 19V18H123ZM221 19V18H220ZM237 19H238V17H237ZM241 19V18H240ZM2 19H0V22L2 23L3 21H1ZM3 20H4V18H3ZM112 20V19H111ZM116 20H118L119 22L122 20V19H117L116 18ZM114 21V19H113V25L115 26L116 25V22H118V21ZM210 20V19H209ZM216 20H218L217 18H216ZM11 21V20H10ZM40 21H42V20H40ZM125 21V20H124ZM123 21V22H124ZM214 21V20H213ZM224 21V20H223ZM222 21V19H221V21L219 20V22H223ZM255 21V20H254ZM102 22H104V23H109V22H111L109 19H107L106 17L103 19V21ZM118 22V23H119ZM123 22H121V23H123ZM219 22H217L218 24H219ZM260 22H263L264 23V15H262V14H258V15H256V21L255 22H252V24H243V23H241V25H239V27H240V30L241 31H243L244 33H247V34H249V36H251V41L253 42H250V43H252L249 47H247V50H244L243 48H242V46H240V45H237V43L235 42V36L233 37V35L234 34H232L231 32L229 33L228 31H231V30H229L228 28H225L224 27V25H221V24H217V23H215L216 25L212 28V32L214 31L213 29H215V30H217V28H218V30L217 31H214L213 33H211L210 35L208 34V35H204L202 38H203V43L204 42H206V41H211V47L209 48V55H210V58L208 59V61H207V70L205 71L206 73H204L203 74V76H202V74H201V76H202V81H200V82H202V83H204L205 82V85L207 84V88L205 87V85L204 84H202V85H204V86H201V87H203L202 88V90L203 89H205L206 91L203 93L204 95L203 96H205L206 97V95L207 94H209V96H211L210 98H211V100H208V97L209 96H207L206 97V103L208 102V104L207 105H210V109H208L209 111L211 110V118L213 119L212 120V122H214V120H217L216 121V123L219 121L220 123H221V125L224 127L223 129H224V132H223V135L221 134V136L220 135H218V138H217V136H216V138H217V146L216 147H219V149H221V151L222 152H220L221 154L223 153L224 155L226 154L227 156H230V154L231 153H237L240 149H243L244 147H246L247 145H249V144H252L253 145V143H258V145H259V142L261 141V142H264V88L262 87V86H264V58H262V57H264V25H262V26H259V23ZM6 23H8L7 22V20H6ZM199 23V22H198ZM207 23V22H206ZM206 23H205V25H206ZM209 23H210V21H209ZM237 23H238V21H237ZM236 23V24H237ZM102 24V23H101ZM105 24V25H106ZM208 24V23H207ZM213 24V23H212ZM212 24L210 25L211 27H212ZM1 25V24H0ZM108 25H110V23L108 24ZM113 25L111 26V27H113ZM118 25V24H117ZM3 26V25H2ZM97 26H98V24H97ZM100 26H102V25H100ZM107 26V25H106ZM218 26H221V28L220 27H218ZM120 27V26H119ZM208 27V26H207ZM206 27V28H207ZM224 29H223V28ZM2 28V27H1ZM109 27H107V29H108ZM200 28V27H199ZM210 28V27H209ZM51 29V28H50ZM50 29H47L48 31L50 30ZM54 29H55V27H54ZM106 29V28H105ZM112 29V28H111ZM118 29V28H117ZM211 29V28H210ZM227 29V30H226ZM46 30V31H47ZM53 30V29H52ZM58 30H60V31H58ZM58 30L56 29V31L58 32V34H60V33H62V29H61V27H58ZM112 30H114V29H112ZM112 30H110L109 29V31H110V33L107 35V39L108 40H111V39H114V38H120V34L119 33H117V32H115V31H112ZM119 30H121V29H119ZM191 30V29H190ZM207 30V29H206ZM56 31H53L54 32V34L56 35L57 34V32ZM100 31H102V30H100ZM106 31V30H105ZM198 31H199V29H198ZM52 32V31H51ZM51 32H50V35H51V38H52V34H51ZM60 32V33H59ZM48 33V32H47ZM100 33H103V32H100ZM104 33H107V32H104ZM208 33V32H207ZM44 34V33H43ZM125 34V33H124ZM129 34H130V32H129ZM232 34V35H231ZM55 35H53V36H55ZM126 35V34H125ZM58 36V35H57ZM99 36H101L100 34H99ZM119 36V37H118ZM123 36V35H122ZM128 36V35H127ZM47 38L49 37L48 36V34H47V36H46ZM22 38H24V37H22ZM50 38V37H49ZM54 38H56V36L54 37ZM53 38V39H54ZM102 39H103V37H101ZM105 38V37H104ZM128 38H130V36L128 37ZM133 38V37H132ZM199 38V37H198ZM15 39H19L18 41H20V39H21V37L20 38H16L15 37ZM52 39V40H53ZM57 39V38H56ZM115 39V40H116ZM235 39V40H234ZM22 40H24V39H22ZM27 40V39H26ZM25 40V41H26ZM50 40V39H49ZM52 40H50V41H52ZM106 40V39H105ZM104 39H103V41H105ZM118 40H120V39H118ZM127 40V39H126ZM131 40V39H130ZM132 40H134V39H132ZM132 40L130 41V42H132ZM54 41V40H53ZM237 41V40H236ZM30 42V41H29ZM35 42V41H34ZM39 42H41V41H39ZM38 41L36 42L37 44L39 43ZM44 42V41H43ZM46 42V41H45ZM48 43H50L49 41H47ZM109 42H111V41H109ZM135 42V41H134ZM192 42V41H191ZM32 43V42H31ZM118 43L120 44H122V42H119L118 41ZM1 44V43H0ZM26 44H28V42L26 43ZM34 44V43H33ZM210 44V43H209ZM32 44H30L29 46H31ZM35 45V44H34ZM42 45H44V43L42 44ZM49 46H51L50 44H48ZM95 45V44H94ZM115 45V44H114ZM118 45V44H117ZM192 45V44H191ZM39 45H37L36 47H38ZM46 46V45H45ZM45 46H43V48L45 47ZM49 46H46V47H49ZM97 46H98V44H97ZM96 46V47H97ZM120 46V45H119ZM118 46V47H119ZM35 47V50L37 49ZM99 47H100V45H99ZM98 47V48H99ZM118 47L116 46V48L118 49ZM134 46H132V48H133ZM202 47V46H201ZM204 47V46H203ZM209 47V46H208ZM207 47V48H208ZM115 48V49H116ZM123 48H124V46L122 47L121 46V49H120V52H121V50H123ZM191 48V47H190ZM250 48H253L254 50L253 51H251L250 50ZM33 49V48H32ZM41 49V48H40ZM39 49V50H40ZM46 49V48H45ZM52 49V48H51ZM101 49V48H100ZM100 49H95V52L96 51H99L100 52ZM103 49V48H102ZM111 49V48H110ZM110 49L109 50H107V53H108V51H110ZM112 49H113V46H112ZM127 49H129V48H127ZM131 49V48H130ZM169 49V48H168ZM34 50V49H33ZM43 50V49H42ZM41 50V51H42ZM48 50V49H47ZM47 50H45V52L44 51H42L40 54L42 55H36L35 53V56L33 55V58L31 59V61H29V62H27V64H26V62H24L25 63V65H27L26 67H25V71L26 70H29V71H26L27 73H29L31 70V72H32V74H29L30 76L31 75H34L35 73H34V71H36L37 72V70H46V69H49V68H47V67H45V65H47V64H50V62L49 63H46V64H44L43 65V63H45L46 62V59H44V56H43V52L45 53V54H48L49 52L47 51ZM50 50V49H49ZM171 50V49H170ZM38 51V50H37ZM46 51L48 52V53H46ZM106 51V50H105ZM117 51H119V50H115V51H112V53L114 52V54H115V56H113V59L111 60H108V61H105V60H103V61H105V62H103L100 66L102 67V66H109V70H111V69H113V66H115L114 67V69H116V65L118 66L119 65V63L120 62H122V61H124V63H125V61L130 57V53H129V56L127 57V59H126V56H125V59L123 60H118V59H120V57L118 58L117 56V53H115V52H117ZM130 51V50H129ZM133 51H134V49H133ZM168 51V50H167ZM188 51V50H187ZM200 51V48H198V52ZM201 51L203 52V50L201 49ZM200 51V52H201ZM126 52H127V50H126ZM28 53V52H27ZM26 53V54H27ZM30 53V52H29ZM32 53V52H31ZM38 53H39V51H38ZM51 53V55L53 54L52 52H50ZM110 53V52H109ZM122 53H123V51H122ZM124 53H125V51H124ZM127 53V54H128ZM131 53H132V51H131ZM195 53H197V52H195ZM44 54V55H45ZM78 54V53H77ZM77 54H74V55H76L77 56ZM80 54V53H79ZM83 54V53H82ZM100 54V53H99ZM103 54H104V50H103ZM126 54V55H127ZM190 54V53H189ZM198 54H201V53H198ZM29 55V54H28ZM73 55V56H74ZM84 55V54H83ZM86 55V54H85ZM91 54H89V56H88V61L89 60H91V58L93 57V55L92 56H90ZM100 55H102V52H101V54ZM117 55V56H116ZM23 56V55H22ZM48 56L50 57V54H48ZM82 56V55H81ZM99 56V55H98ZM109 56V55H108ZM120 56V55H119ZM18 57V56H17ZM16 57V58H17ZM24 57H26V56H24ZM30 57V56H29ZM28 57V58H29ZM47 56H45V58H46ZM62 57V56H61ZM64 57V56H63ZM63 57H62V59H63ZM83 57V56H82ZM91 57V58H90ZM96 58H97V55L95 56ZM94 57V58H95ZM100 57V56H99ZM103 57V56H102ZM105 57H106V54H105ZM118 59H117V58ZM19 58V57H18ZM20 58H22L21 57V55H20ZM19 58V60H21ZM79 58V55H78V57H77V59ZM90 58V59H89ZM94 58H93V60H94ZM110 58V57H109ZM122 58V57H121ZM124 58V57H123ZM216 58V59H215ZM52 59V58H51ZM50 59V60H51ZM57 59V58H56ZM65 59V58H64ZM76 58H74V60H75ZM76 59V60H77ZM18 59L17 60H15L17 63H20L21 61H19ZM24 60H25V58H24ZM28 60H30V59H28ZM43 60H45V62L43 61ZM47 60H49V59H47ZM49 60V61H50ZM61 59H60V57H59V61H60ZM73 60V61H74ZM75 60V61H76ZM98 60V59H97ZM51 61H53V59L51 60ZM56 61H58V60H56ZM62 61V60H61ZM64 61V60H63ZM92 61V60H91ZM98 61H100V60H98ZM102 61V60H101ZM100 61V62H101ZM11 62H13V61H11ZM80 62V61H79ZM97 62V61H96ZM23 63V64H24ZM53 63L54 64H56V62L55 61H53V62H51V64L53 65ZM57 63H59V62H57ZM92 63V62H91ZM97 63H99V62H97ZM9 64V63H8ZM12 64V63H11ZM11 64H9V65H11ZM82 64V63H81ZM94 64V63H93ZM121 64V63H120ZM122 64H123V62H122ZM126 64H127V61H126ZM13 65V64H12ZM20 65H21V63H20ZM43 65V68L45 67L46 69H41L42 66ZM58 65V64H57ZM60 65V64H59ZM83 65V64H82ZM99 68H100V66L98 65V64H96ZM14 66H16V65H14ZM135 66V65H134ZM201 66V65H200ZM0 67H1V65H0ZM49 67H51V66H49ZM56 67V66H55ZM60 67V66H59ZM63 67V66H62ZM103 67V68H104ZM121 66H119V68L118 69H121L120 68ZM220 67H222L223 69H224V71H221V69L222 68H220ZM1 68H3V69H5V67H1ZM0 68V69H1ZM23 68V67H22ZM21 68V69H22ZM69 68V67H68ZM76 68H78V67H76ZM103 68H102V70H103ZM108 68V67H107ZM107 68H106V70H107ZM111 68V69H110ZM132 68V67H131ZM134 69H137V67H133ZM200 68V67H199ZM220 68V69H219ZM21 69L18 71V72H20L21 73ZM72 69V67L70 68V70ZM118 69H116V70H118ZM123 69V68H122ZM130 68H128V70H129ZM222 69V70H223ZM2 70V69H1ZM22 70H24V69H22ZM59 70V69H58ZM68 70V69H67ZM66 70V71H67ZM74 70H76V69H74ZM96 70V69H95ZM133 70V69H132ZM132 70L130 71V72H132ZM202 70V69H201ZM39 71V72H40ZM47 71H50L51 72V70L49 69V70H47ZM62 71H64V67L63 68H61L60 69V71L57 73L58 75H59V73L60 72H62ZM65 71V72H66ZM98 71V70H97ZM96 71V72H97ZM103 71H105V70H103ZM112 71V70H111ZM109 72V73H112V74H115L116 73V75H120V74H118V71L116 72H114V71H112V72ZM125 71H126V69H125ZM124 70H123V74H124V72H125ZM137 70H134L132 73H134V72H136ZM196 71V70H195ZM3 72V71H2ZM9 72V71H8ZM8 72H6V74L8 73ZM12 72H14V71H12ZM15 72H16V74H15ZM15 72L13 73V75H14V80H15V76L16 77H20L21 75H23L22 73H21V75L20 76H18L17 75V71L15 70ZM45 72V71H44ZM55 72H56V70H55ZM54 72V73H55ZM64 72V73H65ZM68 72H69V70H68ZM68 72H67V76L65 75V74H62V76L64 77V75H65V78H67L68 76H69V74H68ZM79 72H80V70H79ZM83 72H84V70H83ZM108 71H106V73H107ZM120 72V71H119ZM140 75H141V72H140V70H138L137 71ZM204 72V71H203ZM202 72V73H203ZM34 73V74H33ZM41 73L42 72H40V74L39 73H36V74H39V78H43L42 76H43V74H42V76H41ZM63 73V72H62ZM108 73V74H109ZM127 73V71L125 72V74ZM129 73V72H128ZM181 73V72H180ZM239 74V73H242L241 75L242 76H244L245 78L246 77H249L250 79H251V82L249 83V86L248 87H246L245 88V90H244V92L242 93H238V92H236V91H234V89H230L229 87H232V86H229V85H231V84H228L230 81H228L229 80V77L230 76H233V75H235L236 76V74ZM3 74H5L4 72H3ZM1 75V72H0V76H2L3 77V79H1V80H3V81H1V82H4L5 83V79H6V83H7V81H9V80H7V79H9V77H11L12 75H10L9 77H7V78H5V76H8V75ZM12 74V73H11ZM19 74V73H18ZM45 74V73H44ZM47 74H49L48 72H47ZM82 73H80V75H81ZM85 74V73H84ZM102 74V73H101ZM107 74V75H108ZM125 74L124 75H121V76H123V77H120V76H118V77H116V81H117V83H116V81H115V83H114V85H113V82H114V80H115V78L113 79V82H111V83H106V80H105V77H103V76H101V77H103L104 78V80H105V82H104V84H105V88H106V90H107V87H109V86H113L114 88H116L117 90H121L122 88L124 89L126 86L125 85H127V84H125ZM135 75H136V73H134ZM139 74L137 75V76H139ZM189 74V73H188ZM28 75V80H31L30 79V76ZM50 75H51V73H50ZM71 75V74H70ZM72 75H73V72H72ZM72 75H71V77H72ZM75 75V74H74ZM73 75V76H74ZM77 75H79V74H77ZM87 75H89V74H87ZM86 75V76H87ZM91 75H93V74H91ZM94 75H95V73H94ZM110 76H111V74H109ZM127 75V74H126ZM129 75V74H128ZM127 75V76H128ZM134 75V76H135ZM220 75V77L221 78H219L218 76ZM240 75V76H241ZM41 76V77H40ZM52 76V75H51ZM54 76V75H53ZM61 76V75H60ZM85 75H84V77H86ZM97 76V75H96ZM113 76H115V75H113ZM113 76L111 77V78H113ZM126 76V78L128 79V77ZM133 76V77H134ZM137 76H135L136 78H137ZM142 76V75H141ZM140 76V77H141ZM217 76V77H216ZM22 77V76H21ZM45 77V76H44ZM47 77V76H46ZM70 77V76H69ZM82 77V76H81ZM92 77V76H91ZM98 77V76H97ZM101 77H99V83L98 84H101L100 83V78ZM120 77V78H119ZM129 77H131L130 75H129ZM140 77H138V79H140ZM218 79H221V80H217L216 78ZM237 77V79L238 78H240V77H238V76H236ZM1 78V77H0ZM12 78V79H11ZM10 78V81L12 80L13 81V77H11ZM53 78H56V77H53ZM73 78V77H72ZM71 78V79H72ZM78 78V77H77ZM106 78H109V76L108 77H106ZM117 78H119V79H117ZM124 79V81L122 80V79ZM132 78V77H131ZM135 78V79H136ZM17 79V78H16ZM21 79V78H20ZM23 79H26V78H24L23 77ZM35 80L36 78H34V77H32V80ZM45 79H47V78H45ZM44 79V80H45ZM60 79V78H59ZM59 79H58V82H59ZM74 79V78H73ZM72 79V80H73ZM79 79V78H78ZM86 79V78H85ZM87 79H89V78H87ZM130 79V78H129ZM134 79V78H133ZM142 80H143V77L141 78ZM140 79V80H141ZM185 79V78H184ZM248 79V78H247ZM27 80V79H26ZM37 80V79H36ZM52 80V79H51ZM68 80H69V78H68ZM76 80V79H75ZM90 80V79H89ZM102 80V79H101ZM122 80V81H121ZM249 80V79H248ZM9 81V82H10ZM23 81V80H22ZM21 80H20V82H22ZM46 81V80H45ZM44 81V82H45ZM48 81V80H47ZM55 81V80H54ZM61 81V80H60ZM74 81V80H73ZM80 81V80H79ZM88 80H85V82H87ZM91 81H92V79H91ZM90 81V82H91ZM119 81V82H118ZM127 82H129L128 80H126ZM18 83H19V81H17ZM16 82V83H17ZM31 82V81H30ZM29 82V83H30ZM37 82V81H36ZM43 82V83H44ZM56 83H58L57 81H55ZM66 82H67V80H66ZM77 82V81H76ZM90 82H88V83H90ZM131 82V81H130ZM129 82V83H130ZM199 82V81H198ZM221 82V83H220ZM3 83V84H4ZM42 83V84H43ZM46 83V82H45ZM60 83V82H59ZM59 83H58V85H59ZM62 83V82H61ZM64 83H65V81H64ZM93 83H96V81L95 82H93ZM138 83V82H137ZM197 83V82H196ZM9 84V83H8ZM22 84V83H21ZM23 84H28V83H23ZM31 84V83H30ZM40 84V83H39ZM41 84V85H42ZM47 84V83H46ZM50 84V83H49ZM48 84V85H49ZM69 84V83H68ZM70 84H73V83H70ZM74 84H76L75 82H74ZM84 84V83H83ZM86 84V83H85ZM92 84V83H91ZM104 84H102V85H104ZM195 84V83H194ZM198 84V83H197ZM4 85H6V84H4ZM9 85H11V84H9ZM13 85V84H12ZM16 84H14V86H15ZM19 85V84H18ZM32 85H33V81H32ZM31 85V86H32ZM35 85V84H34ZM33 85V86H34ZM64 85V84H63ZM94 85H96V84H94ZM93 85V86H94ZM193 85V84H192ZM229 87H228V86ZM0 86H2V85H0ZM19 86H21V85H19ZM19 86H15L17 89H18V87ZM23 86V85H22ZM27 86V85H26ZM26 86H25V88H26ZM66 86V85H65ZM79 86H80V84H79ZM90 86V85H89ZM99 86V85H98ZM234 86V85H233ZM37 88H38V86H36ZM36 87H34V88H36ZM52 87V86H51ZM54 87V86H53ZM55 87H57V86H55ZM62 87V86H61ZM64 87V86H63ZM67 87V89H68V86H66ZM73 87V86H72ZM77 87H78V85H77ZM100 87H102L101 85H100ZM129 87V86H128ZM184 87V86H183ZM196 87V86H195ZM10 88V87H9ZM40 88V87H39ZM42 88H43V86H42ZM41 88V89H42ZM58 88H59V86H58ZM65 88V87H64ZM85 87H83V89H84ZM88 88H92V87H88ZM131 88V87H130ZM130 88H129V90H130ZM187 88V87H186ZM193 88V87H192ZM235 88H237V87H235ZM21 89V88H20ZM23 89V88H22ZM28 89H30L31 90V88H29V86L27 87V90ZM43 89H45V88H43ZM70 89H72V88H70ZM74 89H75V87H74ZM77 89V88H76ZM75 89V90H76ZM82 89V90H83ZM133 89V88H132ZM131 89V90H132ZM144 89V88H143ZM196 89V88H195ZM200 90H201V88H199ZM244 89V88H243ZM19 90V89H18ZM18 90H16V91H18ZM30 90H28V91H30ZM35 90V89H34ZM47 90V89H46ZM45 90V91H46ZM63 90V89H62ZM73 90V89H72ZM71 90V91H72ZM93 91H95V89L93 88L92 89ZM97 90V89H96ZM111 90V89H110ZM125 90H126V88H125ZM131 90H130V92H131ZM187 90H191V88L190 89H187ZM236 90V89H235ZM14 91V90H13ZM39 91V90H38ZM41 91V90H40ZM39 91V92H40ZM44 90H42V92L41 93H44L43 92ZM52 91V90H51ZM70 91V90H69ZM70 91V92H71ZM80 91V90H79ZM79 91H78V93H79ZM90 91H91V89H90ZM93 91H92V93H93ZM103 91H104V89H103ZM137 91V90H136ZM196 91H198L197 89H196ZM20 92V91H19ZM22 92H24V91H22ZM56 92V91H55ZM66 92V91H65ZM64 92V93H65ZM67 92H68V90H67ZM121 92H124L123 90L121 91ZM134 92V91H133ZM132 92V93H133ZM146 92V91H145ZM190 92V91H189ZM48 93V92H47ZM62 93V92H61ZM69 93V92H68ZM76 93V92H75ZM75 93H73V95H72V93H71V95L73 96V98L71 97V95L69 94V96H70V98H67L66 97V99H75L76 97H75ZM82 93H83V91H82ZM88 94L90 93V92H87ZM96 93V92H95ZM109 93H110V95H112V94H115V92L114 91H112V94H111V92H108V95H109ZM128 93V92H127ZM132 93H131V95H132ZM137 93H138V95H139V92L137 91ZM137 93H135V94H137ZM207 93V94H206ZM37 94V93H36ZM36 94H34V95H36ZM52 94V93H51ZM85 94V93H84ZM105 94V93H104ZM123 94V93H122ZM125 94V93H124ZM130 94V93H129ZM148 94V93H147ZM197 94H199V93H197ZM196 94V95H197ZM206 94V95H205ZM54 95V94H53ZM76 95H77V93H76ZM87 95V94H86ZM86 95H85V97H86ZM93 95V94H92ZM97 95V94H96ZM102 95V94H101ZM106 95H107V92H106ZM109 95V96H110ZM116 95V94H115ZM120 95V94H119ZM128 95V94H127ZM138 95H135L136 97L138 96ZM182 95V94H181ZM180 95V96H181ZM192 95H193V93H192ZM62 96V95H61ZM82 94L80 95V96H78V98H82ZM98 96V95H97ZM105 96V95H104ZM133 96V95H132ZM140 96V95H139ZM186 96V101L187 100H189V99H187L188 98V96H190V95H185ZM184 96V97H185ZM202 96V97H203ZM85 97H83L82 99H84ZM93 97V96H92ZM102 97V96H101ZM121 97H122V95H121ZM184 97H182V98H184ZM191 97V96H190ZM50 98V97H49ZM52 98V97H51ZM80 98V99H81ZM87 98H89V96L87 97ZM97 98V97H96ZM99 98H100V96H99ZM99 98H98V100H99ZM103 98V97H102ZM126 98H128V97H126ZM125 98V99H126ZM141 98H142V95H141ZM192 98V97H191ZM209 98V99H210ZM11 99V98H10ZM37 99V98H36ZM71 99V100H72ZM111 99V98H110ZM117 99V98H116ZM128 99H130V98H128ZM135 99H136V101H135ZM133 98V100L134 101H132V97H131V102H135V103H138L140 100H137V98ZM201 99V98H200ZM13 100H14V98H13ZM33 100V99H32ZM51 100H55V99H51ZM62 101H63V98L61 99ZM71 100H70V103H69V100H68V104L69 105H71V106H74L75 107V105L77 106L78 105V107L82 104V105H84L87 101H89V100H86V98H85V100L83 101V103L82 102H80V103H77V101L76 102H73V105L71 104ZM76 100V99H75ZM78 100V99H77ZM92 100H95V99H92ZM109 100V99H108ZM114 100V99H113ZM121 100H123L124 101V99H121ZM142 100H144V99H142ZM204 100H205V98H204ZM78 101H81V100H78ZM86 101V102H85ZM91 101V100H90ZM89 101V102H90ZM95 101H97V100H95ZM101 101V100H100ZM104 101V100H103ZM110 101V100H109ZM109 101H107V102H109ZM127 101H129L130 102V100H126V102ZM138 101V102H137ZM210 101V102H209ZM235 101H237V102H239V104H241V106L240 107H237L238 105H231V104H233L232 102H235ZM25 101H23L22 103H24ZM39 102V101H38ZM41 102V101H40ZM39 102V103H40ZM48 102H49V100H48ZM47 102V103H48ZM65 102H66V100H65ZM64 102V103H65ZM97 102H99V101H97ZM106 102V101H105ZM104 102V103H105ZM123 102L124 103V105H121V106H119L118 107V105L120 104V103H118V105L117 104H114V105H117V106H115V107H117V108H119V110H120V112L124 109L126 112H127V110H128V107L130 106H133V104H135V103H132V105H131V102L129 103V102ZM141 102H146L145 100L144 101H141ZM141 102H139V103H141ZM202 102H203V100H202ZM201 102V103H202ZM237 102H236V104H237ZM247 103V105H246V103ZM21 103V102H20ZM19 103V104H20ZM50 103V102H49ZM53 103V102H52ZM67 103V102H66ZM76 103V104H75ZM100 103V102H99ZM122 103V102H121ZM126 103V104H125ZM138 103V105L136 104V105H134V107L136 108V107H138L139 105H141V104H139ZM244 103V104H243ZM29 104V103H28ZM34 104H36V103H34ZM41 104V103H40ZM54 104V103H53ZM57 104H58V102H57ZM68 104H67V107L66 106H64V105H66V104H64L63 106H64V108H68L69 106H68ZM75 104V105H74ZM109 104V103H108ZM111 104V103H110ZM127 104L129 105V106H127ZM235 104V103H234ZM246 105V107L245 106H243V105ZM30 105V104H29ZM29 105H28V108H26V109H30V110H32L31 108L32 107H29ZM38 105V104H37ZM49 105V104H48ZM47 105V106H48ZM52 105V104H51ZM81 105V106H82ZM86 105H89L88 103L86 104ZM93 105H94V103H93ZM105 105V104H104ZM107 105V104H106ZM25 106V105H24ZM32 106V105H31ZM34 106V105H33ZM36 106V105H35ZM46 106V107H47ZM53 106V105H52ZM70 106V107H71ZM81 106H80V108H81ZM85 106V105H84ZM96 102H95V108H96ZM100 106H103V105H101L100 104ZM108 106V108H109V106L110 105H107ZM111 106H113V105H111ZM144 106V105H143ZM142 106V107H143ZM243 106V107H242ZM14 107V106H13ZM22 107V106H21ZM38 107V106H37ZM57 107H59V106H57ZM88 108H89V110L90 109H92V108H94V107H92V108H90V106H87ZM114 107V106H113ZM113 108L112 109V107L111 108H109V110L107 109V111H110V109H112V110H115L116 108ZM127 107V108H126ZM134 107H132V110H133V108ZM142 107H141V109H142ZM10 108V107H9ZM16 109H17V107H15ZM15 108H12L10 111L12 112V114H13V111H14V109ZM25 108L22 110V112L23 113H25V114H22L23 115V117H22V119L24 120V122L27 120L24 116H26L27 115V112H24V110H25ZM39 108V107H38ZM41 108V107H40ZM43 108V107H42ZM48 108H49V106H48ZM47 108V109H48ZM63 108V109H64ZM76 108L77 107H75V110H76ZM84 108H86V107H84ZM87 108V109H88ZM103 108H105V106L104 107H102V109ZM206 108H208V107H205V109ZM34 109V108H33ZM44 109H45V106H44ZM71 109H73L74 110V108L73 107H71ZM106 109H103L104 111L106 110ZM127 109V110H126ZM203 109H204V105H203ZM20 110V109H19ZM56 110L58 111V109L56 108ZM60 110V109H59ZM80 110H83V108H81V109H79V111ZM96 110H98L99 111V109L97 108ZM101 110V109H100ZM111 110V112H113ZM118 110V109H117ZM124 110H123V113H125L124 112ZM129 110H131V109H129ZM128 110V111H129ZM135 110V109H134ZM140 110V109H139ZM139 110H137L138 112H139ZM207 110V111H208ZM16 111V113H20L21 111H18L17 112V110H15ZM32 111H34V110H32ZM48 111V110H47ZM51 111V110H50ZM78 111V110H77ZM78 111V112H79ZM87 111V112H86ZM86 111H80L79 113L78 112H76V111H72V113L74 112H76V116L78 117L79 115H77V114H83V112H84V114H85V112L86 113H89L90 111H88V110H86ZM107 111H106V114H107ZM136 111V112H137ZM142 111H143V109H142ZM21 112V113H22ZM38 113H39V111H37ZM44 112V111H43ZM52 112V111H51ZM50 112V113H51ZM54 112V111H53ZM52 112V113H53ZM56 112V111H55ZM60 112V111H59ZM70 113L71 112V110H70V108H69V111H67V113ZM95 112V111H94ZM102 112L103 111H100L99 112V116H101L100 114H102ZM116 112V111H115ZM115 112H114V114H115ZM118 112V111H117ZM206 112V111H205ZM2 113L4 114L5 112H3L2 111ZM13 114V115H17V114ZM20 113V114H21ZM29 113V112H28ZM31 113V112H30ZM44 113H46V112H44ZM57 113V112H56ZM72 113H70V114H72ZM73 113V114H74ZM97 113V112H96ZM141 113V112H140ZM40 114V113H39ZM91 114V113H90ZM98 114V113H97ZM96 114V116L97 117H99L98 115ZM108 114H109V112H108ZM134 114V113H133ZM142 114H143V112H142ZM6 115H7V113H6ZM5 115V116H6ZM9 115H10V113H9ZM12 115V116H13ZM33 115V114H32ZM36 115H38V114H36ZM35 115V116H36ZM50 115V114H49ZM52 116H53V114H51ZM59 115V114H58ZM94 115L95 114H93V117H94ZM113 115V114H112ZM111 115V116H112ZM135 115H137V113L135 114ZM4 115H1L0 114V122H1V120H2V122H4V120H3V117ZM30 116V115H29ZM40 116V115H39ZM42 116H44V115H42ZM52 116H50V117H52ZM55 116V118L56 119H61L62 120V122H63V120H64V123L62 124V122L60 121V120H57V121H59V123H61V125H62V127L60 126V128H61V133L63 132L62 131V128H63V130H66V128H65V126H67V125H64L66 122L65 121H68V119L69 118H67V120H65L66 118H64V116H62V115H59L61 118H59V116H58V118H57V116L56 115H54ZM54 116L52 117V118H49V116H48V114H47V117L49 118H45V119H47L48 121L50 120V119H52V120H54L53 122H54V124H52V125H56V126H54V127H51V129L53 128L55 131L57 130V128L59 127V125H57V124H59V123H57V121H56V123H55V119H54ZM66 116V115H65ZM70 116V115H69ZM69 116H66V117H69ZM75 116V118H77ZM102 116H105V114H103ZM108 116V115H107ZM10 117V116H9ZM8 117V119H10ZM15 118H16V116H14ZM27 117V116H26ZM41 117V116H40ZM70 117H72L73 119H74V117H73V115L72 116H70ZM108 117H110V114H109V116ZM113 117H115V116H113ZM113 117H111V119H114V121L116 122L117 120H115V118H113ZM126 117V116H125ZM128 117V116H127ZM127 117H126V119H127ZM131 117H133V116H131ZM135 117H139V114H138V116H135ZM6 119H7V116L5 117ZM4 118V119H5ZM13 118V117H12ZM17 118H19L18 116H17ZM64 118V119H63ZM71 118V119H72ZM79 118V117H78ZM92 118V117H91ZM101 118H103V117H101ZM107 118V117H106ZM105 117H104V119L103 120H105L106 119ZM121 118V117H120ZM124 118V117H123ZM6 119H5V121H6ZM20 119V118H19ZM39 119V118H38ZM41 119H43V121H41L40 122V124L41 123H43V122H45V119L44 118H41ZM98 119V118H97ZM116 119H118V117L116 118ZM132 119V118H131ZM133 119H134V117H133ZM11 120V119H10ZM21 120V119H20ZM70 120V119H69ZM91 120V119H90ZM103 120H99V121H103ZM109 120V119H108ZM107 120V121H108ZM119 120H121V119H119ZM118 120V121H119ZM129 120L130 119H128V122H129ZM12 121V120H11ZM22 121V120H21ZM31 121V120H30ZM51 121V120H50ZM49 121V122H50ZM72 121V120H71ZM77 121V120H76ZM93 121V120H92ZM96 121V120H95ZM106 120H105V122H107ZM111 121V120H110ZM141 121V120H140ZM139 121V122H140ZM211 121V120H210ZM32 122H34V121H32ZM48 122V124H50V125H46V122L44 123V126H43V124H42V127H41V129L43 128V129H45L46 127L48 128L49 126H52L51 125V123H49ZM74 122V121H73ZM73 122H70L73 126H74V130H75V124H73ZM104 122V121H103ZM109 122V121H108ZM123 122V121H122ZM137 122H138V120H137ZM138 122V123H139ZM209 122V121H208ZM218 122V124H220ZM23 123V122H22ZM21 123V124H22ZM38 123V124H37ZM37 126L38 127H36V128H39V122L37 121ZM69 123V122H68ZM90 123V122H89ZM88 123V124H89ZM91 123H93V122H91ZM95 123V122H94ZM97 123H99V122H97ZM111 123H113V122H111ZM110 123V124H111ZM125 123V122H124ZM207 123V122H206ZM215 123V122H214ZM31 124H33V123H31ZM87 124V125H88ZM101 124H102V122H101ZM118 124V123H117ZM117 124H111V125H114L113 127H115V125H117ZM120 124V123H119ZM118 124V125H119ZM126 124H127V122H126ZM129 124H131V123H129ZM132 124H133V122H132ZM131 124V125H132ZM134 124L136 125V123L134 122ZM133 124V125H134ZM140 124H142V123H140ZM140 124H137V125H139V127H141L140 126ZM208 124V123H207ZM206 124V125H207ZM29 125V124H28ZM45 125H46V127H45ZM64 125V126H63ZM86 125V126H87ZM91 125V124H90ZM100 125V124H99ZM98 125V126H99ZM110 125V126H111ZM125 125V124H124ZM130 125V126H131ZM132 125V126H133ZM58 126V127H57ZM71 126V125H70ZM106 126H108V125H106ZM204 126V125H203ZM208 126V125H207ZM219 126V125H218ZM221 126V127H222ZM26 127H29V126H26ZM31 127V128H30ZM29 128V130H31L30 131V133L29 134H26L27 136H31L30 138H32V133H34L35 132V136L37 137V135L39 134L38 133V129L37 130H34L35 128H33L32 126H30ZM80 127L81 126H79V127H77L76 129L77 130H81L80 129ZM89 127V126H88ZM87 127V128H88ZM96 127V126H95ZM124 127H127V126H124ZM138 127V126H137ZM220 127V126H219ZM23 128V127H22ZM33 128V129H32ZM46 128V129H47ZM60 128H58V129H60ZM68 128H69V126H68ZM79 128V129H78ZM85 128V127H84ZM83 128V129H84ZM131 130H127V132L130 134L131 133V131L133 130V128H135L134 130H136V127L135 126H133V128H131V127H129ZM128 128V129H129ZM218 128V127H217ZM28 129V128H27ZM40 129V128H39ZM46 129H45V131H46ZM49 130L48 131H46L49 135L47 136L46 135V132L43 130V131H41V130H39L40 131V134H42V136H40V138H42L43 137V135L45 136V137H43L44 138V140H45V138L47 139L48 137H51V133H50V127L48 128ZM71 128H69L68 130H66L65 131V134H69V133H71L69 130H70ZM140 129V128H139ZM25 131H26V128L24 129ZM28 130V131H29ZM33 130V131H32ZM121 130H124L123 132L122 131H120L119 129L117 130V131H115L116 133H118V131H120L123 135H124V133H125V128H122ZM221 130V129H220ZM21 131V130H20ZM52 131V133L54 134L55 132L53 131V130H51ZM59 131V130H58ZM58 131H56L57 133H58ZM72 131V130H71ZM81 131H83V130H81ZM81 131L79 132V131H77V132H79V133H81ZM217 131H219V130H217ZM44 132H45V134H44ZM68 132V133H67ZM72 132H74V131H72ZM145 132V131H144ZM22 133V132H21ZM26 133V132H25ZM36 133H38V134H36ZM60 133V131H59V133L58 134H56L55 133V135L57 136V135H59V134H61ZM84 133V132H83ZM116 133L115 134H113V135H115L116 136ZM135 133V132H134ZM12 134V133H11ZM31 134V135H30ZM109 134V133H108ZM108 134H106V135H108ZM111 134V133H110ZM122 134H120V135H122ZM25 134H24V136H22L21 138L24 140V138L25 137H27ZM34 135V134H33ZM75 135H76V133H75ZM112 135V134H111ZM113 135H112V137H113ZM119 135V133H118V136H120ZM137 135V134H136ZM35 136L33 137V139L32 140H36L37 138H35ZM47 136V137H46ZM54 135H52V137H53ZM53 137V138H57L58 139V136L57 137ZM61 136H64V133H62V135H60L59 137H61ZM70 136V135H69ZM82 136V135H81ZM118 136L117 137H115V138H118ZM220 136V137H219ZM6 137V136H5ZM73 136H71V138H72ZM74 137H76V136H74ZM73 137V138H74ZM80 137V136H79ZM86 137V136H85ZM105 137V136H104ZM110 138H111V136H109ZM109 137H107L108 139H109ZM208 137V136H207ZM10 138V137H9ZM15 138H18V137H15ZM39 138V139H40ZM77 138L78 137H76V139H75V141L77 140ZM81 139H83L82 137H80ZM88 138V137H87ZM102 138V137H101ZM140 138V137H139ZM13 138H10L9 140L11 141ZM20 139V138H19ZM18 139V140H19ZM21 139V140H22ZM27 139V138H26ZM25 139V140H26ZM29 139V138H28ZM28 139H27V141H28ZM50 139V138H49ZM91 139V138H90ZM131 139V138H130ZM132 139H134V138H132ZM18 140H16V142H18ZM20 140V141H21ZM44 140H42L41 139V141H43L44 142ZM48 140V139H47ZM47 140H45V144H46V141ZM71 140V139H70ZM91 140H93V139H91ZM96 140V139H95ZM103 140H105V139H103ZM103 140L102 139H99V141H102L103 142ZM110 141H111V139H109ZM136 140V139H135ZM6 141H8V138H7V140ZM10 141H8L7 143L9 144L10 143ZM19 141V144L21 143ZM27 141L25 142L24 141V145L26 146V144H27ZM30 142H31V140H29ZM53 141H54V139H53ZM61 141H62V139H61ZM71 141H73V140H71ZM74 141V142H75ZM87 141V140H86ZM85 141V142H86ZM90 141V140H89ZM97 141V140H96ZM98 141V142H99ZM139 140L137 139V142H138ZM214 141V140H213ZM12 142V141H11ZM38 142V141H37ZM40 142V141H39ZM39 142L37 143V145L39 144ZM42 142V143H43ZM57 142V141H56ZM64 142H68V141H65L64 140ZM77 142V141H76ZM75 142V143H76ZM92 142V141H91ZM93 142H94V140H93ZM98 142H96V143H98ZM101 142V143H102ZM105 142L106 143H108L107 142V140H105ZM136 142V143H137ZM143 142V141H142ZM206 142H208V141H206ZM260 142V143H261ZM7 143H5V144H2V146L3 145H6ZM22 143H21V145H22ZM35 143V142H34ZM52 143V142H51ZM70 143V142H69ZM73 143V142H72ZM74 143V144H75ZM140 143V142H139ZM33 144V141H32V143H31V145ZM53 144L54 143H52V146L50 145V147H53ZM58 144H60L61 145V143L59 142ZM88 144L89 143H87V145H86V150L88 151ZM102 144H104V143H102ZM142 144V146H143V144L144 145H146V147H149V145L151 144H149V143H141ZM140 144V145H141ZM262 144V143H261ZM29 145V144H28ZM26 146V147H29V146ZM47 145L49 146V144H48V141H47V144H46V146H43V147H46V149H50V147L49 148H47ZM77 145H79V144H77ZM90 146H92V144H89ZM129 145V144H128ZM128 145H127V147H128ZM132 145H133V143H132ZM139 145V144H138ZM137 144H136V146L138 147V148H134L133 147V149H134V151H135V149H142L141 147H140V145L138 146ZM215 145H216V143H215ZM256 145V144H255ZM62 146H64L63 144H62ZM61 146V147H62ZM95 146V144L93 145V147ZM97 146V145H96ZM95 146V147H96ZM152 146V145H151ZM5 147V146H4ZM24 147V146H23ZM22 147V148H23ZM34 147V146H33ZM56 148L58 147V146H55ZM67 147H69V146H67L66 145V148ZM82 148H80V149H84V147L83 146H81ZM93 147H91V148H93ZM131 147V146H130ZM143 147H145V146H143ZM256 147V146H255ZM254 147V148H255ZM258 147V146H257ZM25 148V147H24ZM38 148H39V146H38ZM55 148V149H56ZM59 148H60V146H59ZM70 148H71V146H70ZM75 148H79V147H76V146H74V149ZM152 148V147H151ZM211 148H213L212 147V145H211ZM254 148H252V152H251V154H253V152L255 151L256 152V150L254 149ZM2 149H4V148H2ZM26 150H24V151H27V148H25ZM36 149L37 148H34L33 150L35 151V153L37 152H41L42 153V151L44 152V153H46L47 152V150L46 149H44V150H39L38 151V149H37V151H36ZM69 149V148H68ZM128 149H129V147H128ZM132 149V148H131ZM144 149V148H143ZM146 149V148H145ZM144 149V150H145ZM253 149H254V151H253ZM260 148L258 147V150H259ZM23 150V149H22ZM29 150H30V148H29ZM33 150H31V152L33 151ZM54 150V149H53ZM52 150V151H53ZM59 150V149H58ZM70 151H68V152H71V149H69ZM72 150H73V147H72ZM76 150H78V149H76ZM76 150H73L74 152H76ZM90 150V149H89ZM146 150H148V148L146 149ZM145 150V151H146ZM209 150V149H208ZM214 150V149H213ZM264 150V147H263V149H261V151H263ZM17 151V150H16ZM21 151V148H20V150L18 151V152H20ZM34 151H33V153H34ZM46 151V152H45ZM55 151V150H54ZM57 151V150H56ZM60 151H62V150H60ZM140 151V150H139ZM152 151V150H151ZM243 151V150H242ZM249 151H251L250 149H249ZM248 151V152H249ZM18 152H16V154H15V151L13 152L14 153V155H15V157H16V155L18 156L19 154H18ZM48 152H50L49 150H48ZM74 152H72V154L74 153ZM78 152H80L79 150H78ZM82 152V151H81ZM129 152V151H128ZM131 152V151H130ZM129 152V153H130ZM259 152H260V150H259ZM5 153V152H4ZM7 154H8V152H6ZM9 153H12V151H9ZM13 153H12V155H13ZM33 153H32V155H33ZM62 153V152H61ZM85 154H86V152H84ZM84 153H83V155H84ZM87 153H89V152H87ZM146 153V152H145ZM157 153V152H156ZM230 153V154H229ZM6 154V155H7ZM20 154L21 155H25V154H27V153H25V152H20ZM29 154H30V151H29ZM29 154H27V155H25V157L27 158H25L24 156H23V159H22V161L21 162H23V161H28L29 159H32L33 160V158L36 156H34L33 155V158L31 157V156H29ZM54 154H55V156H56V153L54 152ZM82 154V153H81ZM131 154V153H130ZM155 154V153H154ZM229 154V155H228ZM14 155H13V158H14ZM21 155H19V156H21ZM31 155V154H30ZM38 155L40 156V154L38 153ZM36 156L37 158L39 157V156ZM42 155H43V153H42ZM46 155H50V154H48V153H46ZM45 154L43 155V156H45L46 158H43L42 156H41V161H43V160H46V159H48L47 157L48 156H46ZM59 155V154H58ZM62 155V154H61ZM136 155V154H135ZM133 155V154H131L130 156H133V157H137L138 159H139V157L140 156H142V155ZM237 155V154H236ZM239 155H241V154H239ZM255 155V154H254ZM257 155V154H256ZM254 156L253 158L250 156V160L248 159V161H247V163L246 164H251L252 163V165H254V166H256V168H255V170L256 171H254V175H255V172H256V176H258L257 178H256V180L257 179H263L264 178V152L262 153H260V154H258L257 156ZM9 156V155H8ZM18 156V157H19ZM27 156H29V157H31V158H28ZM52 156H54V155H50L49 156V159H50V157H52ZM129 156V157H130ZM152 156V158H155V157H153V155H151ZM253 156V155H252ZM34 158L35 160H38V159H40V158ZM59 157V156H58ZM150 157V156H149ZM148 157V158H149ZM221 157V156H220ZM225 157V156H224ZM233 157V156H232ZM235 157V156H234ZM237 157V156H236ZM13 158L11 159L14 163H15V161L13 160ZM17 158V157H16ZM16 158H14V159H16ZM25 158V159H24ZM65 159V158H64ZM122 159H123V157L122 158H119V161H118V163L119 164H117V165H121L122 163H123V165L127 162H129V161H132L134 158H132L131 159V157H130V159L128 160L127 158H125V160L124 161H122ZM10 160V161H11ZM34 160V161H35ZM54 160V159H53ZM58 160H60V159H58ZM57 160V161H58ZM67 160V159H66ZM137 160V159H136ZM253 162H252V161ZM16 161H20V157L19 158H17L16 159ZM34 161H30L29 162V164L30 163H34ZM40 161V160H39ZM46 161H48L49 163H50V161L49 160H46ZM46 161L44 162V163H46ZM134 161V163H135V159L133 160ZM163 161V160H162ZM52 163H53V161H51ZM56 162V161H55ZM116 162V161H115ZM144 162V161H143ZM148 162V161H147ZM150 162V161H149ZM148 162V163H149ZM152 162V161H151ZM18 164H19V162H17ZM35 165H37V161H35ZM117 163V162H116ZM131 163V162H130ZM254 163V164H253ZM131 164H133V163H131ZM131 164H129V165H131ZM140 164H143V163H140ZM139 164V165H140ZM147 163H144L143 165H146ZM153 164H155V163H153ZM158 164V163H157ZM14 165V164H13ZM40 165V164H39ZM42 165V164H41ZM47 165V164H46ZM116 165V164H115ZM122 165V166H123ZM128 165V164H127ZM128 165V166H129ZM139 165H137V166H139ZM160 165V164H159ZM16 166V165H15ZM19 167H21L20 165H18ZM17 166V167H18ZM43 166V165H42ZM45 166V165H44ZM48 166V165H47ZM154 166V165H153ZM157 165H155V167H156ZM18 167V168H19ZM27 167V166H26ZM118 167V166H117ZM147 167V166H146ZM150 167V166H149ZM161 167V166H160ZM22 168V167H21ZM21 168H20V170H21ZM25 168V167H24ZM28 168H31V167H28ZM46 168V167H45ZM51 168V167H50ZM107 168V167H106ZM111 168H113V167H111ZM111 168H110V170H111ZM138 168H140V167H138ZM137 168V169H138ZM163 168L164 167H162V170H160V168H159V170L160 171H163L164 172V170H163ZM237 168V167H236ZM27 169V168H26ZM48 168H46V170H47ZM121 169V168H120ZM136 168L134 167V170H135ZM136 169V170H137ZM251 169V168H250ZM25 170V169H24ZM29 170V169H28ZM114 170V169H113ZM135 170V171H136ZM156 170V169H155ZM158 170V169H157ZM18 171H19V169H18ZM23 171V170H22ZM27 171V170H26ZM31 171H32V169H31ZM31 171H30V173H31ZM34 171V170H33ZM32 171V172H33ZM51 171H53V170H51ZM65 171V173L68 175V172H70V171H68V172H66V170H64ZM98 171H100V170H98ZM108 171V170H107ZM106 171V172H107ZM112 171V170H111ZM135 171L133 172V173H135ZM249 171H251V170H249ZM263 172L262 173V175H260V172ZM29 172V171H28ZM27 172V173H28ZM63 172V171H62ZM105 172V171H104ZM104 172H102L103 174H105ZM113 172V171H112ZM137 172H139V171H137ZM15 173H16V171H15ZM44 173V172H43ZM46 173H47V171H46ZM64 173V172H63ZM63 173H61L63 176H64V174ZM97 173V176H98V172H96ZM99 173H101V171L99 172ZM101 173V174H102ZM108 173V172H107ZM130 174H133V173H131V172H129ZM140 173V172H139ZM248 173V172H247ZM40 174V173H39ZM39 174H37V175H39ZM158 174V173H157ZM164 173H162V175H163ZM165 174H167V172H165ZM240 174V173H239ZM243 174V173H242ZM248 174H250V173H248ZM41 175V174H40ZM51 175V174H50ZM53 175V174H52ZM137 174H135V176H136ZM143 175H144V173H143ZM28 176H29V174H28ZM31 176V175H30ZM41 176H44L43 174L41 175ZM55 176V175H54ZM53 176V177H54ZM57 176V175H56ZM103 176V175H102ZM105 176V175H104ZM146 176V175H145ZM150 176V175H149ZM148 176V177H149ZM158 179L160 178V175L158 174ZM164 176V175H163ZM252 176V175H251ZM26 177H27V175H26ZM33 177V176H32ZM37 177V176H36ZM45 177H47V175L45 176ZM52 176L50 177V178H53ZM133 177V176H132ZM154 177H155V175H154ZM153 177V178H154ZM157 177V176H156ZM168 177V176H167ZM236 177H238V175L236 174ZM245 177V176H244ZM250 177V176H249ZM21 179H22V177H20ZM28 178V177H27ZM31 178V177H30ZM48 178V177H47ZM49 178V179H50ZM61 178H62V176H61ZM95 178V177H94ZM98 177H96L95 179H97ZM101 178H103V177H101ZM146 178H147V176H146ZM247 178V177H246ZM245 178V179H246ZM251 178V177H250ZM249 178V179H250ZM24 179V178H23ZM32 179V178H31ZM43 179H45V178H43ZM58 179V178H57ZM66 179V178H65ZM99 179V178H98ZM144 179H145V177H144ZM148 179V178H147ZM153 180L152 179V176H151V178H149V180ZM154 179H156V178H154ZM158 179H156V182L158 183L159 181H163V180H159V181H157ZM165 179V178H164ZM252 179V178H251ZM250 179V180H251ZM26 179H24V182H26L25 181ZM28 180H29V178H28ZM59 180V179H58ZM62 180H64L63 178H62ZM150 180V181H151ZM243 180H244V178H243ZM38 181H39V179H38ZM149 181V182H150ZM170 181V180H169ZM239 181H241V180H239ZM246 181V180H245ZM258 181V180H257ZM37 182V181H36ZM59 182H60V180H59ZM61 182H63V181H61ZM152 182V181H151ZM153 182H154V186H158V184H159V186L155 189V190H158V191H154V189H152V188H150L148 185H147V187H149V188H147V191L149 192V193H151L152 191H154L153 192V194L151 193V195L149 194H147L146 192V195H147V199H148V196H150L149 197V199H148V201L151 199V200H158V196L159 195H164V192L166 193L167 192V194H168V192H169V190L167 191V189H168V187H170V185H168V187H167V183L169 184V182H167L166 180H164V182H162V184L164 183L165 184V186L167 187L166 188V191H164L165 189V186L163 187V185L162 184H160V182L158 183V184H156L155 183V180H153ZM165 182H167V183H165ZM32 183V182H31ZM43 183V182H42ZM254 183V182H253ZM257 183V182H256ZM25 184H27V183H25ZM28 184H30V183H28ZM33 184V183H32ZM35 184V183H34ZM39 184H41V183H39ZM47 184V183H46ZM60 184V183H59ZM147 184V183H146ZM150 184V183H149ZM258 184V183H257ZM264 184V183H263ZM263 184H261V185H263ZM45 185V184H44ZM98 185V184H97ZM96 185V186H97ZM248 185H250V184H248ZM248 185H246V184H241V185H237V187H238V190H239V192L241 193V196H242V194H243V196L242 197H244V199H245V201H246V206H247V209H249L250 210V212H251V215L255 218L254 220L257 222V228L259 229V227H260V229H261V231H262V233H263V235H264V196H262V194H261V192H260V194H259V192H258V194H256L255 192H253V190H252V188H250ZM31 186V185H30ZM33 186V185H32ZM31 186V187H32ZM40 186V185H39ZM95 186V185H94ZM95 186V187H96ZM110 186V185H109ZM142 186V185H141ZM146 186V185H145ZM260 186V185H259ZM29 187V186H28ZM36 188H37V186H35ZM42 187V186H41ZM108 187V186H107ZM255 187V186H254ZM258 187V186H257ZM27 187H25V189H26ZM97 188V187H96ZM98 188H100V187H98ZM163 188V189H162ZM235 188V187H234ZM256 188V187H255ZM95 189V188H94ZM151 189V190H150ZM237 189V188H236ZM257 189V188H256ZM260 189V188H259ZM24 190V189H23ZM82 190V189H81ZM96 190V189H95ZM150 190V191H149ZM164 192H163V191ZM261 190V189H260ZM42 191V190H41ZM47 191V189L46 190H44V192H46ZM83 191V190H82ZM90 191H94L93 189L92 190H90ZM145 191V190H144ZM143 191V192H144ZM263 192H264V187H263V190H262ZM31 192H35L33 189L31 190ZM31 192H25V193H30L31 195L33 194V193H31ZM38 192V191H37ZM40 192V191H39ZM84 192V191H83ZM95 192V191H94ZM103 192V191H102ZM163 192V193H162ZM1 193V192H0ZM5 192H3L2 194H4ZM41 194H42V192H40ZM100 193V192H99ZM104 193V192H103ZM159 193H161V194H159ZM240 193H239V195H240ZM1 194V195H2ZM7 194V193H6ZM21 194H23V193H21ZM36 194V193H35ZM34 194V195H35ZM41 194H39L40 196H41ZM44 194V193H43ZM95 194V193H94ZM36 195H38V193L36 194ZM98 195V194H97ZM102 194H100V196H101ZM145 195V194H144ZM166 195V194H165ZM4 196V195H3ZM23 196V195H22ZM47 196H48V194H47ZM99 196V197H100ZM143 196V195H142ZM168 196V195H167ZM235 196V195H234ZM240 196V197H241ZM24 197H26V195H24ZM95 197H97L96 196V194H95ZM94 197V198H95ZM145 197V199H146V196H144ZM160 197V196H159ZM164 197V196H163ZM162 197V198H163ZM166 197V196H165ZM92 198V197H91ZM91 198H89V196H88V199H90V200H92ZM0 199H4V197L2 198H0ZM6 199V198H5ZM8 200L10 199V198H7ZM6 199V200H7ZM160 199L161 198H159V201H160ZM164 199V198H163ZM243 199V200H244ZM45 200V199H44ZM48 200H51V199H48ZM95 201H99V199L98 200H96V198L94 199ZM2 201H5V200H1L0 202H2ZM10 201V200H9ZM52 201V200H51ZM50 201V202H51ZM81 201V200H80ZM79 201V202H80ZM5 202H7V201H5ZM38 202V201H37ZM45 202V201H44ZM78 202V203H79ZM92 202V201H91ZM160 202H162V201H160ZM3 203V202H2ZM8 203V202H7ZM6 203V204H7ZM47 203H49L48 201H47ZM82 203H84V202H80V204H82ZM92 203H94V202H92ZM105 203H107V202H105ZM149 203V202H148ZM151 203V202H150ZM241 203H242V201H241ZM4 204V203H3ZM26 204V203H25ZM25 204H23V205H25ZM32 204H34V203H32ZM96 204V203H95ZM109 204V203H108ZM107 204V205H108ZM36 205V204H35ZM46 205V204H45ZM53 205V204H52ZM107 205H105V206H107ZM162 205V204H161ZM4 206V205H3ZM26 206L27 207H29V205L28 204H26L25 205V209H26ZM53 206H55V205H53ZM53 206H52V210H54L53 209ZM72 206H74V205H72ZM76 206V205H75ZM104 206V207H105ZM154 206V205H153ZM164 206V205H163ZM240 206H241V204H240ZM33 207V206H32ZM39 207V206H38ZM37 206H36V209L38 208ZM44 207V206H43ZM42 207V208H43ZM49 207V206H48ZM152 207V206H151ZM150 207V208H151ZM4 208H6V206L4 207ZM56 208V207H55ZM95 208V207H94ZM97 208V207H96ZM111 208V207H110ZM148 208V207H147ZM147 208H145V209H142L143 210V212L144 213H146V214H144V216H148V215H150V217L151 216H153V214H154V212H158V210L156 209V211H154L153 209H147ZM169 208V207H168ZM241 208V207H240ZM31 209V208H30ZM44 209H47L46 207L44 208ZM48 209H50V208H48ZM47 209V210H48ZM101 209V208H100ZM166 209H167V207H166ZM244 209H245V207H244ZM34 210H35V208H34ZM38 210L39 209H37V211H35V212H38ZM42 210V209H41ZM99 210V209H98ZM126 210H127V208H126ZM129 211H139V207H136V206H132V208L131 209H128ZM159 210H161V208H159ZM26 211H29V210H27L26 209ZM32 211H33V209H32ZM31 211V212H32ZM40 211V210H39ZM45 211V210H44ZM101 211V210H100ZM128 211V212H129ZM162 211V210H161ZM168 211V210H167ZM186 211V210H185ZM184 211V212H185ZM3 212V211H2ZM30 212V211H29ZM35 212H33V213H35ZM54 212V211H53ZM93 212H95L94 210H93ZM156 212V213H157ZM160 212V211H159ZM181 212H182V214L180 213V216H179V214H178V212H177V218H176V220L178 219L179 220V222H180V219L179 218H181V217H183V210H181ZM246 212V211H245ZM0 213H1V211H0ZM21 213V212H20ZM23 213V212H22ZM21 213V214H22ZM28 213V212H27ZM27 213H24V214H27ZM42 213H43V211H42ZM105 213V212H104ZM106 213H108V212H106ZM36 214V213H35ZM34 214V215H35ZM52 214V213H51ZM56 214V213H55ZM54 214V215H55ZM98 214V213H97ZM111 214V213H110ZM175 214V213H174ZM173 214V216H174V218L173 219H170V224H172V220L175 222V223H177L178 222V220L177 221H175L174 219H175V217H176V215H174ZM18 215H20L19 213H18ZM17 215V216H18ZM23 215V214H22ZM37 215H40V214H37ZM37 215H35L36 216V218H37ZM103 215V214H102ZM105 215V214H104ZM27 216V215H26ZM47 216V215H46ZM49 216H50V214H49ZM49 216H47V218L49 217ZM109 216H111V215H108V216H106L107 217V220H108V217ZM154 216H156V215H154ZM153 216V217H154ZM186 216V215H185ZM1 217V216H0ZM34 217V216H33ZM40 217V216H39ZM51 218H52V215L50 216ZM106 217H104L105 219H106ZM188 217V216H187ZM250 217V216H249ZM27 218H29V216L27 217ZM111 218H112V216H111ZM152 218V217H151ZM185 218V217H184ZM252 218V217H251ZM31 219H33V218H31ZM30 218H29V220H31ZM40 219V218H39ZM38 219V220H39ZM98 219H99V217H98ZM97 219V220H98ZM110 219V218H109ZM182 219V218H181ZM105 221V222H108V221ZM182 220H185V219H182ZM181 220V221H182ZM251 220V219H250ZM20 221V220H19ZM24 220H22L21 222H23ZM25 221H27L28 222V220L26 219ZM32 221H34V220H32ZM35 221H36V219H35ZM83 221H85V220H83ZM111 221V220H110ZM109 221V222H110ZM254 221V222H255ZM40 222H41V220H40ZM48 222V221H47ZM47 222H45L46 224H47ZM87 222V221H86ZM98 222H102V221H98ZM97 222V223H98ZM112 222H114V221H112ZM173 222V224L174 225H176L175 223ZM28 223H30L31 224V222H28ZM49 224H50V222H48ZM89 223H90V221H89ZM93 223V222H92ZM95 224L96 225V227L93 229L94 231L95 230H97V228L99 227L100 228V230L104 227L103 225L101 226V225H99L98 227H97V225L98 224H100V223H98V224ZM118 223V222H117ZM120 223V222H119ZM13 224H15V223H13ZM29 224V225H30ZM32 224H33V222H32ZM32 224L30 225V226H32ZM34 224H35V222H34ZM39 223H37V225H38ZM42 224V223H41ZM44 224V223H43ZM82 224V223H81ZM102 224V223H101ZM120 224H122V223H120ZM169 224V223H168ZM169 225V226H174V225ZM178 224V223H177ZM27 225V224H26ZM65 225V224H64ZM68 225V224H67ZM67 225H65L66 226V228H67ZM75 225V224H74ZM94 225V224H93ZM92 225V226H93ZM118 225V224H117ZM72 225H70V226H68L69 228L68 229H66L67 231H69V230H71V227ZM169 226H167V227H169ZM252 226V225H251ZM20 227V226H19ZM29 227V226H28ZM28 227H27V229H28ZM41 227V226H40ZM47 227V226H46ZM48 227H51V225L50 226H48ZM47 227V228H48ZM63 227V226H62ZM62 227H59V228H62ZM102 227V228H101ZM166 227V228H167ZM30 228V227H29ZM32 228H34V226L32 227ZM35 228H37L36 226H35ZM34 228V229H35ZM111 229H113V226L112 227H110ZM254 228H256V227H254ZM21 229V228H20ZM38 229H41V228H38ZM50 229V228H49ZM48 229V230H49ZM58 229V228H57ZM116 229V228H115ZM114 229V230H115ZM188 229V228H187ZM187 229H185V232L186 233H184V230H183V233H179V232H181L180 230L178 231V233H177V231H176V233H174L175 231L173 230V231H169V232H171V233H169L164 239H163V241H162V245H161V252L159 253V254H161V255H163L164 257H168V255H173L174 256V254L176 255V251H177V248L178 247H180V245L182 246V247H184L183 245L184 244H186V243H188V244H190V243H192L193 241H191L190 242V240H192L193 239V235H192V230H190V232L191 233H189V230H187ZM189 229H190V227H189ZM258 229H257V231H258ZM31 230V229H30ZM51 230L52 231H54V229L53 228H51ZM56 230V229H55ZM59 230V229H58ZM64 230V229H63ZM62 230V231H63ZM85 230V229H84ZM99 230V231H100ZM103 230V229H102ZM37 231H39L40 233H41V230H37ZM65 231V230H64ZM66 231V232H67ZM98 230H97V232L100 234V232H99ZM105 231H107V230H105ZM109 231V230H108ZM112 231V230H111ZM188 231V232H187ZM260 231V230H259ZM28 232V231H27ZM27 232H25V233H27ZM43 232V231H42ZM66 232L64 233V234H66ZM88 232V231H87ZM87 232H85V233H87ZM104 232V231H103ZM30 233V232H29ZM45 233V232H44ZM84 233V234H85ZM102 233V232H101ZM79 234H80V232H79ZM260 234V233H259ZM27 235H28V233H27ZM27 235H26V237H27ZM29 235H31V233L29 234ZM28 235V238L30 237ZM38 235V234H37ZM54 235H55V233H54ZM89 235V234H88ZM95 235H97L98 236V234H95ZM95 235H94V237H95ZM33 236V235H32ZM46 236H48V235H46ZM57 236V235H56ZM61 236H62V234H61ZM91 236V235H90ZM103 236V235H102ZM101 236V237H102ZM36 237V236H35ZM34 237V239H36ZM39 237V236H38ZM50 237V236H49ZM52 237V236H51ZM63 237V236H62ZM93 237L91 236V239H92ZM100 238V237H99ZM98 238V239H99ZM191 238V239H190ZM38 239H40V238H38ZM41 240V239H40ZM42 240H43V238H42ZM48 240H50V239H47V241ZM53 240H55V239H53ZM83 240V239H82ZM81 240V241H82ZM97 240V239H96ZM96 240H94V241H96ZM15 241V240H14ZM44 241H46V240H44ZM46 241V243H50L49 241L47 242ZM59 240H57V242H58ZM65 241V240H64ZM77 241V240H76ZM93 241V240H92ZM121 241V240H120ZM120 241H118L117 240V242H119L120 243ZM195 241V240H194ZM36 241L34 240V242L33 243H35ZM39 242V241H38ZM41 242V241H40ZM53 242V241H52ZM78 242V241H77ZM89 242V241H88ZM122 242V241H121ZM186 242V243H185ZM28 243V242H27ZM54 243V242H53ZM87 243V242H86ZM85 243V244H86ZM19 244V243H18ZM21 244V243H20ZM23 244V243H22ZM38 244V243H37ZM56 244V243H55ZM73 244V243H72ZM77 244V243H76ZM122 244H124V243H122ZM126 244H128V242L126 243ZM125 244V245H126ZM16 245V244H15ZM33 245V244H32ZM51 245V244H50ZM50 245H48V247H50ZM58 245V244H57ZM119 245V244H118ZM133 245V244H132ZM53 246V245H52ZM71 246V245H70ZM117 246V245H116ZM130 246H131V244H130ZM34 247H37L36 245L34 246ZM82 247H84V246H82ZM82 247L81 248H79V249H77V250H80L78 253L77 252H74V254L76 255V257H78V258H80V255H81V253H83V252H81V250H82ZM85 247H87V245L85 246ZM111 247H113V246H111ZM110 247V248H111ZM118 247V246H117ZM121 247V246H120ZM132 247V246H131ZM181 247V248H182ZM47 248V247H46ZM90 248V247H89ZM123 248H125V247H123ZM180 248V249H181ZM74 249V248H73ZM88 248H86V250H87ZM108 249V248H107ZM113 249V248H112ZM127 249H129V248H127ZM131 249V248H130ZM24 250H26V249H24ZM85 250V251H86ZM109 250V249H108ZM107 250V251H108ZM65 251V250H64ZM68 251V250H67ZM90 251V250H89ZM111 251V250H110ZM110 251H108V252H105V257H103L104 258V263L102 262V264H111V262H113V259L116 257V255L114 256L113 255V253L115 252V250H113L114 252H110ZM87 252V251H86ZM9 253V252H8ZM21 253H23V251L21 252ZM61 253V252H60ZM62 253H63V251H62ZM92 253L93 252H87V253H84V254H86L85 256H84V254H82L83 256V258L82 259H76L79 263L78 264H88L87 262L89 261V260H91L90 258H92L94 255H92ZM115 253H117V250H116V252ZM118 253H119V251H118ZM178 253V252H177ZM12 254H14V253H12ZM25 254H26V252H25ZM38 254V253H37ZM43 254V253H42ZM68 254V253H67ZM94 254V253H93ZM122 255H123V253H121ZM26 255H28V254H26ZM38 255H40V254H38ZM60 255H63V254H59V256H58V258L60 257ZM65 255H66V251H65ZM69 255V254H68ZM68 255H66V256H68ZM71 255H73V254H71ZM8 256H10V255H8ZM14 256V255H13ZM17 256V255H16ZM23 256V255H22ZM28 256H31V255H28ZM34 256V255H33ZM41 256V255H40ZM158 256V255H157ZM6 257L7 256H5V259H6ZM35 257V256H34ZM36 257H38V256H36ZM35 257V258H36ZM42 257V256H41ZM57 257V256H56ZM55 257V259H57ZM62 257V256H61ZM72 257V256H71ZM117 257H119V255L117 254ZM163 257V258H164ZM177 257V256H176ZM175 257V258H176ZM9 259L11 258V256L10 257H8ZM7 258V259H8ZM17 258V257H16ZM22 258H24V256L22 257ZM39 258V257H38ZM37 258V259H38ZM63 259L65 258V256L64 257H62ZM61 258V259H62ZM160 257L158 256L157 257V260L155 261V263L156 264H158V262L161 260L162 262L160 263V264H167V262H163V260L160 258ZM170 257H168L167 259H169ZM1 259V258H0ZM5 259H1V260H4V261H2V263L3 262H6V264L7 263H9L10 262V264L12 263L10 260H9V262H7ZM27 259H29V258H27ZM30 259H34V258H30ZM117 259V258H116ZM164 259H166V258H164ZM59 261H60V259H58ZM65 260H66V258L64 259V262H65ZM73 260H74V262L72 263V262H70L71 264H77L76 262H75V256H73ZM115 260V259H114ZM175 260V259H174ZM20 261V260H19ZM54 261V260H53ZM52 261V262H53ZM58 261V262H59ZM158 261V262H157ZM164 261H168V260H164ZM21 262V261H20ZM19 262V263H20ZM24 262V261H23ZM37 262H38V260H37ZM36 262V263H37ZM63 262V261H62ZM168 262H170V260L168 261ZM172 262V261H171ZM25 263V262H24ZM42 263V262H41ZM56 263V262H55ZM5 264V263H4ZM53 264H54V262H53ZM59 264H61L60 262H59ZM64 264H66V263H64ZM68 264V263H67ZM169 264V263H168ZM172 264H174V263H172Z\"/></svg>","mask_w":264,"mask_h":264}]
</instances>
